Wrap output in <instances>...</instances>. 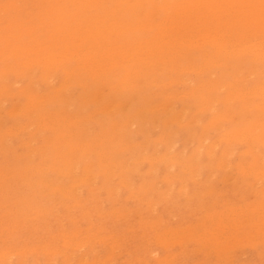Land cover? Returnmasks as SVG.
Wrapping results in <instances>:
<instances>
[{
  "label": "bare ground",
  "instance_id": "1",
  "mask_svg": "<svg viewBox=\"0 0 264 264\" xmlns=\"http://www.w3.org/2000/svg\"><path fill=\"white\" fill-rule=\"evenodd\" d=\"M9 1L10 0H8V5H10L11 7L13 6H17V4L19 5V3H17L18 2V0H17V2H15L14 0H12L14 3H9ZM25 1H27V0H25ZM41 1H43V0H40L39 2L41 3ZM45 1V0H44ZM107 1V0H106ZM109 1V0H108ZM5 2H7V0H5ZM11 2V1H10ZM23 1H21V3H22ZM32 2H33V0L31 1V3H30V5L32 4ZM47 4H48V10H47V12H44V13H42L41 12V14H40V17H38L39 18V24L38 25H40V27L41 26H45L46 28H48L49 29V27H53V29H54V31H53V33L51 34V32H50V36L48 37L47 36V38L48 39H46V41L44 40H41V41H43V42H41V41H39L38 40V38H39V36H35V35H37V34H35L34 35V33L36 32V30H37V28H36V30H35V28L34 27H31L33 24H32V22H29V25H30V23H31V26H29V25H27V26H29L27 29H24V28H26L27 26H25V24H24V22H23V27L24 28H21V27H18V28H16L17 27V24L18 25H20L21 23H22V21H19V22H21L20 24H19V22L17 21L16 22V24L14 25L15 26V28H12V25L11 26H8L7 24H8V22L7 23H5L6 25H7V27L9 28H12V30L14 29V30H16L15 31V33L13 34V35H11V33H9L8 32V30H7V32L8 33H6V31H5V33L6 34H4V33H0V62H3V61H7V60H10V59H15L14 60V62H15V64L13 65V66H11V64L9 65V66H11V68L10 69H12V68H14V70H20V72L19 73H21L22 74V70L23 71H25L24 69H32V67L34 66V67H36L37 69L39 68V70L41 69V71L44 73V74H42V75H46L45 73H47V75H49L50 73H48V72H51V71H53V70H60L62 73H63V75L65 76V78H64V80H66V81H68V80H70V79H73V80H75L77 83H79V85L81 84L83 87H85V93H86V96H84V102L85 103H88L90 106L92 105V104H95L97 107H96V109L95 110H92L93 112H91V113H87V115H84V114H82L81 112L83 111H81V110H79V111H76V112H73V111H69L68 110V108H69V106H68V103H66L65 104V102H64V99L65 98H63V95H64V93L63 92H66V91H63L64 89H66L65 88V86H63V85H61V88H59V89H52L53 91H49L48 93H43V91H41L43 94H40V93H38L37 91H35L34 89H33V87L32 86H30L29 87V85H27V86H25V87H22L21 89H20V87H19V91H18V95H19V97H20V99H22L21 101H23L22 102V106H18L19 105V103L18 102H16L17 101V99L15 98V93L14 94H10V93H12L11 92V90H10V93H9V90L7 91V90H3V91H6V92H4L3 94L4 95H6L7 96V94H5V93H8L9 94V96H14L13 97V99L15 98V103L17 104L18 103V105H16L15 103V105L17 106H15V105H13V106H15L16 107V109L14 110V107L13 108H11L10 107V109H8L10 112H11V110L13 109L14 110V112L15 111H18V112H21V116L23 115V117H24V119H25V121H24V124L22 123V124H19L18 123V125H17V127H13V128H10V126H8L9 127V129H6V131L5 130H3V128L1 129L2 130V132L3 133H1L0 134V141L3 143L4 142V140L3 139H5V141H6V138L7 137H9L10 135H15V136H18V135H20V134H23L24 132H27L28 134H29V137H30V139L32 140L33 139V137H34V134L35 133H40V135H41V133L42 132H48L49 134H50V136L48 137V138H45V136H43L44 138L41 140V143L40 144H42L41 146L40 145H33V146H31V148H32V150H31V153H32V155L33 154H36V153H39L38 155L40 156V160L36 163V164H34L33 162L31 163V164H23L22 166H23V168L22 169H19V170H17V172H15V173H19L20 171L23 173V175H20V174H18V175H20L21 176V179H23V180H25L26 179V184H28V185H33L34 186V184H33V182H32V180H31V178L33 177V176H36L37 178L35 179V180H37L36 182H34V183H36V185H38V186H43L44 184H46V188H48V189H50V193L48 194V196L50 195V194H54V193H56V192H58V193H60L62 196H64L63 198L65 199V196H72L71 194H73L74 192H75V188L77 187V185H79L80 183H82L83 181H84V184L83 185H85L87 182L86 181H88L90 178H92V176H91V169H93L94 167H95V165H96V167H97V171L100 173V172H102V171H104L105 169H104V162H105V160H107V159H109L111 156H110V152H112V150H114V148L113 147H121L122 148V146H123V144H124V136H123V130H124V128H125V126L128 128L129 127V125H130V123H129V125H128V123H127V125H125L124 126V124H123V122H122V124H120L118 121H117V115H119V110H121V108H123V106H124V104H127L126 102L124 103V101H122V100H120V99H118L117 97H116V95H117V92H127V91H129V92H134V91H137L138 89H140V87L141 86H144V83L145 84H147V81H149L148 83H153L154 84V82H157V72H156V70L154 69V68H152V66H154L155 64H160V68H162V69H164V70H168V71H171V72H175V74L177 75V73L178 74H180L181 72H183V71H186L187 70V68H189L190 66V63L188 64V66L189 67H187V68H185L183 65L181 66L180 64H178V57H181L182 55H183V57H184V55H187L185 58L186 59H188V56L190 55L189 53H191V54H193V51H199V52H201L202 51V53H201V57H203L204 59L202 60V62H200V63H202V67L204 68V66L206 67V68H209V67H221V65H227V62H230V61H233V62H235V64L232 66L231 64H230V66H232V72H231V77L229 78V77H226V76H223V75H225V74H223L222 76L224 77V78H212V75H211V77H210V79L212 78V80L209 82V83H203L202 81H201V83H200V85L199 84H197V86H195V89L194 90H191V89H193V88H191V89H189V91H190V94L191 93H194L200 100H201V103L200 104H203L204 106H201V107H204V112L205 111H207V109H208V106H209V100H211L212 98H213V96H214V94H216L218 91H222L223 93H224V95H225V93H226V95L225 96H227V98L228 99H230L231 101H233L234 102V100L236 99L239 103H241V107H239V109L241 108L242 110H249V112L250 111H256L257 113L259 112V114L261 113V112H264V78L261 76V74L263 73V71H264V0H112V2L113 3H115L114 5H112L111 4V7L110 6H108V7H103L102 6V1L101 0H46L45 1ZM59 2L61 3V4H59ZM105 2V1H104ZM17 3V4H16ZM28 3V2H27ZM35 3V2H34ZM0 4H2L1 2H0ZM23 4H25V3H23ZM45 4V3H44ZM4 5V4H3ZM3 5H1L0 6V8L1 7H3ZM5 5H6V3H5ZM38 5V4H37ZM150 5H152V8H153V10H152V8L151 9H149V7H150ZM7 6V5H6ZM9 6V7H10ZM26 7L27 5L25 4V5H23V7ZM35 6V5H34ZM43 6V5H42ZM44 6H46V4L44 5ZM105 6V5H104ZM12 7V8H13ZM40 7H41V5H40ZM7 8V7H6ZM22 8V7H21ZM20 8V9H21ZM141 8H143V9H141ZM10 9V8H9ZM8 9V10H9ZM4 10V9H3ZM3 10H2V12L1 13H3ZM14 10V8L11 10V11H13ZM32 10H33V8H32ZM38 11L40 10V9H37ZM20 11V10H19ZM18 11V12H19ZM25 11V10H24ZM14 12V11H13ZM21 12V11H20ZM26 12H31L30 11V9H29V11H26ZM6 13H7V11H6ZM22 13V12H21ZM25 13V12H24ZM36 14H37V12H35ZM34 13V14H35ZM18 13H17V11L15 10V15H17ZM33 14V15H34ZM9 15V14H8ZM14 15V14H13ZM21 15V14H20ZM39 15V14H38ZM37 15V16H38ZM6 16V15H5ZM11 16H12V14H11ZM14 17V16H13ZM20 17V16H19ZM25 17V16H24ZM23 17V18H24ZM30 17H32L31 15H30ZM5 18V17H4ZM18 17H16V19H17ZM0 19H1V17H0ZM6 19V18H5ZM10 19V18H9ZM9 19H6V20H9ZM14 19V18H13ZM15 19V20H16ZM33 19H34V17L31 19L32 21H33ZM14 20V21H15ZM22 20V19H21ZM28 20V19H27ZM26 20V21H27ZM11 21H12V19H11ZM14 21H12L11 22V24H13V22ZM23 21H25V19L23 20ZM28 22H27V24H28ZM34 22V21H33ZM1 23V22H0ZM38 23V22H37ZM36 24V23H35ZM2 25H4V23L2 24ZM1 25V26H2ZM6 25H4V26H6ZM4 26H2V28L4 27ZM21 26V25H20ZM33 26H37V25H33ZM5 29V28H4ZM41 29H42V27H41ZM1 30V29H0ZM10 30V29H9ZM43 31V30H42ZM25 33L26 34H28L29 35V39L27 40H25V37L23 38L22 36L23 35H25ZM40 34H42V33H40ZM140 34H142L143 36L141 37V38H138V35H140ZM22 35V36H21ZM38 35H39V33H38ZM46 35V34H45ZM49 35V34H48ZM17 37H19V38H17ZM20 37L22 38V39H24V41H25V43H24V41H23V43L21 44V41H20V44L16 41V40H19L20 39ZM45 38V37H44ZM43 39V38H42ZM193 57H194V55H193ZM191 58V57H190ZM202 59V58H201ZM180 60V59H179ZM188 62V61H187ZM233 62H231V63H233ZM8 63V62H7ZM6 63V64H7ZM194 63V62H193ZM4 65V67L0 70V73L1 74H5L6 72V70H7V68H9V67H7V65ZM9 64V63H8ZM196 64V63H195ZM199 65V64H198ZM229 65V64H228ZM227 65V66H228ZM244 65H247V66H250V67H248L249 69H248V71H247V73L250 75H247V76H249V77H253V78H255L256 79V83H257V81H258V83L252 88L251 87V89H247L246 88V85L245 84H243V82L245 81L244 79H247V77H246V75H244L245 76V78H242V77H244V76H242V70H241V68L244 66ZM30 66H32V67H30ZM191 66H192V64H191ZM201 66V65H200ZM193 67V66H192ZM198 67V66H197ZM229 67V66H228ZM21 68H22V70H21ZM155 68H157L156 66H155ZM35 69V68H34ZM34 69H32L33 70V72H32V74L34 73L35 74V70ZM161 69V70H162ZM194 69V68H193ZM199 69V68H198ZM197 69V70H198ZM211 70L213 69V68H210ZM209 69V72H211V70ZM229 69H230V67H229ZM159 70V69H158ZM190 70H192V68L190 69ZM196 70V69H195ZM194 70V71H195ZM202 70H204V69H202ZM231 70V69H230ZM241 70V71H240ZM13 71V70H12ZM29 71H31V70H29ZM29 71H27L28 73H29V75H25L24 73V75H25V77H23L22 75H19L20 77H22V79H25V78H27L26 76H28L29 77V79H30V77H32L31 76V72H29ZM163 71V70H162ZM161 71V72H162ZM206 71V70H205ZM213 71V70H212ZM196 72V71H195ZM199 74H200V76L202 75V72L200 71V69H199ZM197 72V73H198ZM201 72V73H200ZM9 73V72H8ZM27 73V74H28ZM170 73V72H169ZM184 73V72H183ZM186 73H187V71H186ZM205 73V72H204ZM226 73V72H225ZM246 73V72H245ZM18 74V73H17ZM34 74H33V76H34ZM51 74H53V73H51ZM50 74V75H51ZM175 74H174V76H175ZM188 74V73H187ZM187 74H185V75H187ZM199 74H198V77L200 78V76H199ZM210 74V73H209ZM228 74V73H227ZM226 74V75H227ZM15 75H16V73H15ZM197 75V74H196ZM9 76H10V78H11V74L9 73ZM166 76H167V74H166ZM214 76V75H213ZM1 77V76H0ZM3 77H6V75L5 76H3ZM40 77H41V75H40ZM43 77V76H42ZM47 77V76H46ZM51 77H53V76H51ZM51 77H47V78H45V76L43 77L45 80H47L48 78H49V81L51 80L50 78ZM226 77V78H225ZM7 78H8V74H7ZM18 78V77H17ZM55 77H53V79H54ZM178 78H179V76H178ZM182 78V77H181ZM1 79H2V77H1ZM0 79V81H2ZM190 79V78H189ZM188 79V80H189ZM201 79V78H200ZM231 79V80H230ZM7 80V79H6ZM18 80H19V78H18ZM55 80V79H54ZM180 80V79H179ZM244 80V81H243ZM3 81H5L4 79H3ZM16 79H15V83H16ZM31 81H33V86L35 85L34 84V80H31ZM43 80L41 79V82H42ZM71 81V80H70ZM151 81V82H150ZM170 81H172V80H170V78H169V81H167L168 83V85H169V83L171 84V82ZM178 81V80H177ZM177 81H173L174 83H176ZM208 81V80H207ZM247 81H249V80H247ZM18 82V81H17ZM53 82V81H52ZM159 82V81H158ZM165 82V81H164ZM163 82V83H164ZM181 82H185L186 83V81L184 80H181L180 81V83ZM4 83H7V82H4ZM3 83V84H4ZM15 83H13V85L15 84ZM20 83V82H19ZM19 83H17L18 85H19ZM31 83L32 82H30V85H31ZM36 83V82H35ZM46 83H50V85H51V82H46ZM66 83V84H65ZM163 83H161V81L159 82V83H156V85L158 86H160V87H165V84H163ZM247 83V82H246ZM2 84V85H3ZM8 84V83H7ZM11 84H12V82H11ZM16 84V85H17ZM37 84V83H36ZM63 84H65V85H67L68 84V82H64ZM69 84H71V83H69ZM68 84V85H69ZM178 84H179V82H178ZM191 84V83H190ZM10 85V84H9ZM8 85V86H9ZM49 85V84H48ZM53 85V84H52ZM78 85V84H77ZM89 85H92L93 86V88L92 87H88ZM168 85H166V86H168ZM191 85H193V82H192V84ZM7 86V85H6ZM6 86H4L5 88H6ZM36 86V85H35ZM34 86V87H35ZM39 85H37L36 86V89H37V87H38ZM60 86V85H59ZM151 86H153V85H151ZM190 86V85H189ZM1 87V86H0ZM17 87V86H16ZM32 87V88H31ZM67 87V86H66ZM146 87V86H145ZM155 87V86H154ZM191 87V86H190ZM189 87V88H190ZM10 88H12L11 87V85H10ZM18 88V87H17ZM16 88V89H17ZM40 90H41V88L40 87H38ZM55 88V87H54ZM57 88V87H56ZM87 88H88V90H87ZM153 88V87H152ZM167 88V87H166ZM168 88H169V86H168ZM2 89H4V88H2L1 87V89H0V92L2 93L3 91H2ZM51 89V88H50ZM106 90V91H105ZM141 90V89H140ZM39 91V90H38ZM48 91V90H47ZM167 91V90H166ZM166 91H165V93H166ZM184 91V90H183ZM175 92V91H174ZM182 92V91H181ZM185 92V91H184ZM167 93H168V91H167ZM177 93H179V92H177ZM176 93V94H177ZM187 93V92H186ZM185 93V94H186ZM222 93V94H223ZM175 93H174V95H176ZM188 95H186V96H189V97H192L193 96V94H191V96L189 95V93H187ZM3 95V96H4ZM114 95H115V97H114ZM143 95V94H142ZM171 95H173V94H171ZM174 95L173 96H169V97H171V99H172V97H173V99H175L176 98V96H175V98H174ZM181 95V94H180ZM182 95H183V92H182ZM194 95V96H195ZM0 96H1V94H0ZM5 96V97H6ZM64 96H66L67 97V95H64ZM70 96V95H69ZM68 96V97H69ZM122 96V95H121ZM160 96H162V95H160ZM185 95H183V97H184ZM185 96V97H186ZM216 96V95H215ZM214 96V97H215ZM225 96H224V98H225ZM135 98H136V96H134ZM168 97V98H169ZM179 98H180V96H178ZM177 97V98H178ZM182 97V96H181ZM184 97V98H185ZM197 97H194V98H197ZM163 98L165 99L166 97L165 96H163ZM217 98V96L215 97V99ZM219 98V97H218ZM227 98H225V99H227ZM1 99H3V100H5L6 98H1ZM12 99V100H13ZM20 99H18V100H20ZM68 99V98H67ZM69 99H71V98H69ZM69 99H68V101H69ZM220 99H222V98H220ZM257 99H259V102H257ZM134 100V99H133ZM177 100V99H176ZM216 100H218V99H216ZM216 100L214 101V102H216ZM230 100H228V103H230L231 104V102H229ZM128 101V100H127ZM161 101V100H160ZM169 101V100H168ZM212 101V100H211ZM221 101V100H220ZM225 101V100H224ZM12 102V101H11ZM72 102V101H71ZM70 102V103H71ZM162 102V101H161ZM167 102V101H166ZM166 102H164L163 104H166ZM213 102V103H214ZM0 103H3V101H0ZM69 103V104H70ZM197 103H199L198 102V100H197ZM217 103V102H216ZM215 103V104H216ZM225 103H226V101H225ZM12 104H13V102H12ZM60 105V106H58V107H54V105ZM156 104V103H155ZM154 104V105H155ZM160 104L161 103H159V105H158V107H160V108H162L161 106H160ZM163 104H161V105H163ZM169 104V103H168ZM215 104H212V106L213 105H215ZM219 104V103H218ZM129 104H127V106H128ZM153 104L151 105V106H154ZM175 105V104H174ZM185 105V104H184ZM197 105V104H196ZM225 105V104H224ZM168 106V105H167ZM217 106V105H216ZM215 106V107H216ZM227 106H229V104L227 105ZM19 107V108H18ZM72 107V106H71ZM70 107V108H71ZM165 107H166V105H165ZM164 107V108H165ZM200 106H199V108H201ZM225 107V106H224ZM230 107V106H229ZM228 107V108H229ZM0 108H2L1 106H0ZM73 108V107H72ZM81 108V107H80ZM144 108V107H143ZM149 108H150V106H149ZM148 108V109H149ZM154 108V107H153ZM155 108H157V106L155 107ZM194 108V107H193ZM214 107H211L210 106V109H209V111L211 110V109H213ZM228 108H225L226 110H228ZM3 109V108H2ZM84 109V108H83ZM124 109V108H123ZM122 109V110H123ZM144 109H147V108H144ZM198 109V108H197ZM237 109V108H236ZM240 109V110H241ZM7 110V112H9ZM72 110V109H71ZM140 110V109H139ZM141 110H143V109H141ZM156 110V109H155ZM154 109H153V112L155 111ZM169 109H167V111H168ZM174 110V109H173ZM173 110H169L170 112L171 111H173ZM184 110V109H183ZM225 110V111H226ZM231 110V109H230ZM230 110H228V111H230ZM241 110V112H243ZM124 111V110H123ZM138 111V109L136 110V112ZM150 111H152L151 109H150ZM186 111L187 110H184V113H186ZM191 111V110H190ZM198 111V110H197ZM212 111H214V110H211L210 112H211V114H213L212 113ZM227 111V112H228ZM5 112V111H4ZM17 112V113H18ZM88 112H90V111H88ZM135 112V113H136ZM139 112V111H138ZM138 112H137V115H138ZM169 112V113H170ZM174 112V111H173ZM179 112H180V114H179ZM179 112H178V116H176V117H179L180 118V116H181V113H183V112H181L180 110H179ZM201 112V111H200ZM204 112H202V114L204 113ZM231 112H233V111H230V113ZM240 112V113H241ZM3 113V112H2ZM6 113V112H5ZM11 113H13V111L11 112ZM16 113V114H17ZM158 113V112H157ZM165 113V112H164ZM196 113V112H195ZM195 113H193V114H195ZM214 113H215V111H214ZM218 112H216L215 114H217ZM220 113H222V112H220ZM220 113H218L219 114V116L218 115H213V116H216V118H217V116L218 117H220V116H222V114L224 115V113H222L221 115H220ZM16 114H14V115H16ZM205 114H206V112H205ZM227 114H229V112L227 113ZM227 114H225L224 116H228ZM234 114H235V112H234ZM244 114V113H243ZM245 114H246V112H245ZM0 115H1V113H0ZM11 114L9 113V116H10ZM18 115H20L19 113H18ZM100 115H102V116H111V118H110V122L108 121V122H106V123H103V122H101V124H100V130H97V131H95V132H93V131H90V130H87V128L85 127L86 125L84 124V123H89V122H91V121H98L99 120V116ZM170 115H171V113H170ZM204 115V114H203ZM230 116L232 115V114H229ZM241 115V114H240ZM262 115V114H261ZM8 116V115H7ZM17 116V115H16ZM139 116V115H138ZM174 116V115H173ZM184 116V115H183ZM182 116V117H183ZM200 116V115H199ZM222 117V118H224V119H226L225 117ZM232 116H234V115H232ZM247 116H248V114H247ZM15 117V116H14ZM13 116H12V118H14ZM175 117V116H174ZM175 117V119H179V118H176ZM196 117L197 116H195V120H193L192 122L194 123V121H196ZM209 117H212V116H209ZM238 117V116H237ZM242 117V116H241ZM249 117V116H248ZM257 117L259 118V116H256L255 115V118L254 119H252V120H248V122H246L242 127H235L236 129H234V130H232L233 128H231V131H227V133L225 132V137H224V135H223V137L225 138V139H227V141L229 140V139H232V140H234V141H232V140H229L230 142H236L237 140L239 141V139L238 138H244L245 140H246V138H248V139H252V141H255V142H257V143H259L260 144V146H261V144H263L264 145V122H262V121H264V120H262L261 121V123H260V121H259V119H257ZM184 118V117H183ZM182 118V119H183ZM215 118V120H213V121H216L217 119H219V118H217L216 119ZM233 119V117L232 118H230L229 116L227 117V119ZM244 118V117H243ZM242 118V119H243ZM246 118V117H245ZM3 119V118H2ZM139 119H141V118H139ZM181 119V120H182ZM192 119H194V118H192ZM191 119V120H192ZM224 119H222V120H224ZM227 119H226V121H227ZM248 119V118H247ZM261 119V118H260ZM107 120H109V118H107ZM106 120V121H107ZM126 120H128V119H126ZM142 120H143V118H142ZM149 120V119H148ZM152 120H154V119H152ZM156 120V119H155ZM221 120V121H222ZM237 120V119H236ZM238 120H239V118H238ZM241 120V119H240ZM244 120V119H243ZM15 121V120H14ZM13 121V122H14ZM96 121V122H97ZM101 121H102V119H101ZM130 121V120H129ZM129 121H127V122H129ZM144 121H146L145 119H144ZM158 121V120H157ZM190 121V120H189ZM197 121H198V118H197ZM200 121V120H199ZM208 121H210V119L208 118ZM207 121V122H208ZM212 121V122H213ZM246 121V120H245ZM19 122V121H18ZM100 121H98V123H99ZM126 122V121H125ZM141 122H143V121H141ZM158 122H160V121H158ZM168 122V121H167ZM187 122V121H186ZM207 122H205L206 123V125L209 123H207ZM217 122H220V120H218V121H216V123ZM229 122H230V120H229ZM5 123H6V120H5ZM5 123L3 124V125H5ZM144 123H146V122H144ZM156 123V122H155ZM161 123V122H160ZM165 123V122H164ZM171 123H173V121L171 122ZM183 123V122H182ZM188 123H190V122H188ZM188 123L186 124L185 123V121H184V124H186V125H188ZM211 123V122H210ZM209 123V124H210ZM214 123V122H213ZM216 123L214 124L216 127H220L221 125H216ZM236 123V122H235ZM197 125V123L195 122L194 123V125ZM203 124H204V122H203ZM202 124V125H203ZM209 124H208V127H209ZM218 124V123H217ZM3 125H1V121H0V128L3 126ZM10 125V124H9ZM13 125V124H12ZM91 125V124H90ZM89 125V126H90ZM142 125H144L143 123H142ZM147 125V124H146ZM156 125V124H155ZM166 125H167V123H166ZM190 125H191V123H190ZM193 125V126H194ZM195 125V126H196ZM205 125V124H204ZM210 125H212V128L211 129H214L213 128V124H210ZM233 125V124H232ZM6 126V127H7ZM132 126H134V125H132ZM178 126H180V125H178ZM182 126V125H181ZM184 126V125H183ZM5 127V128H6ZM155 127V126H154ZM156 127H157V125H156ZM211 127V126H210ZM209 127V128H210ZM218 127V128H219ZM4 128V129H5ZM16 128V129H15ZM145 128V127H144ZM144 128H142L143 130H144ZM180 128V127H179ZM222 128H223V126H222ZM221 128V129H222ZM130 129V128H129ZM128 129V130H129ZM141 129V130H142ZM155 130H156V128H154ZM165 129V128H164ZM168 129V128H167ZM174 129V128H173ZM200 129V128H199ZM205 128L203 127V129L202 130H204ZM211 129H208L210 132H211ZM228 129H230V128H228ZM15 130V131H14ZM30 130H33V132H28V131H30ZM127 130V131H128ZM166 130V129H165ZM206 130H207V126H206V129H205V132H206ZM217 130H220V129H217ZM227 130V129H226ZM125 131V130H124ZM130 131V130H129ZM138 131V130H137ZM178 131V130H177ZM195 131V130H194ZM193 131V132H194ZM213 131V130H212ZM214 131H216V130H214ZM213 131V132H214ZM15 134H14V133ZM168 132H169V130H168ZM178 132H180V131H178ZM189 132V131H188ZM204 132V133H205ZM223 132H224V130H223ZM13 133V134H12ZM150 133V132H149ZM207 133H209V132H207ZM206 133V134H207ZM145 134H147L148 135V133H146L145 132ZM163 134H165V132L163 133ZM167 134V133H166ZM176 134V136H177V133H175ZM179 134V133H178ZM202 134V133H201ZM210 134V133H209ZM221 134V133H220ZM43 135V134H42ZM147 135H145V136H147ZM208 135V134H207ZM207 135H205L206 136V138H207ZM218 135V134H217ZM6 136V137H5ZM37 136H38V134H37ZM36 136V137H37ZM157 136H158V134H157ZM166 136V135H165ZM164 136V138L163 139H166L167 138V136H169V134L165 137ZM171 136V135H170ZM174 136V135H173ZM201 136H202V138L204 139V135L202 134V135H200V137L199 138H201ZM5 137V138H4ZM219 137V136H218ZM222 137V139H223V141H224V138ZM16 138H18V137H16ZM28 138V137H27ZM42 138V137H41ZM40 138V139H41ZM129 138H130V136H129ZM135 138V137H134ZM149 138V137H148ZM199 138H198V140H199ZM202 138H201V142L202 143H204L203 141H202ZM234 138H237V139H234ZM29 139V138H28ZM178 139V138H177ZM10 140H11V138H10ZM125 140H127V137H126V139ZM128 140H130V139H128ZM127 140V141H128ZM146 140V139H145ZM190 140V139H189ZM191 140H192V138H191ZM207 140V139H206ZM212 140V139H211ZM211 140H210V142H211ZM215 140V139H214ZM213 140V141H214ZM217 140V139H216ZM215 140V141H216ZM219 140H221V139H219ZM242 140V139H241ZM9 141V140H8ZM28 141H30V140H28ZM157 141L158 140H156V143H157ZM161 139H160V143H161ZM167 141V140H166ZM197 141V140H196ZM214 141V142H215ZM222 141V140H221ZM249 141V140H248ZM252 141H250V142H252ZM0 142V143H1ZM10 142V141H9ZM31 142V141H30ZM145 142V141H144ZM163 142V141H162ZM169 143H167L166 142V144L168 145V144H170V142H172V140H170V141H168ZM174 142V144H175V141H173ZM177 143H178V141H176ZM189 142H192V141H189ZM206 142V141H205ZM210 142H209V144H210ZM214 142H211L212 144H214ZM216 142H218V141H216ZM242 142V141H241ZM250 142H248L249 144H250ZM4 143H8V142H4ZM35 143V142H34ZM125 143H126V141H125ZM147 143V142H146ZM177 143H176V145H177ZM199 143V142H198ZM202 143H200L199 144V146H202L201 144ZM227 143H229V142H227ZM233 143V144H234ZM243 143V142H242ZM10 143H8L7 145H9ZM24 144V143H23ZM140 144V143H139ZM158 144V143H157ZM173 143H171V145H172ZM187 144V143H186ZM205 144V143H204ZM211 144V145H212ZM216 144V143H215ZM222 144V143H221ZM220 144V145H221ZM230 144V143H229ZM228 144V145H229ZM241 144V143H240ZM248 144V145H249ZM11 145V144H10ZM25 145H27V144H25ZM128 146H130L129 145V143L127 144ZM132 145H134L135 146V143L134 144H132ZM132 145H131V148H132ZM145 145V144H144ZM147 145V144H146ZM189 145V144H188ZM223 145V144H222ZM247 145V146H248ZM251 145V144H250ZM3 146V145H2ZM16 146H18V145H15V147ZM126 146V145H125ZM123 146L124 147V149L125 148H127V149H129V147L128 146ZM140 146V145H139ZM157 146H159V144L157 145ZM156 146V147H157ZM170 146V145H169ZM172 146H174V145H172ZM171 146V147H172ZM215 146V145H214ZM224 146V145H223ZM226 146V145H225ZM254 146V145H253ZM11 147V146H10ZM28 147V146H27ZM144 147V146H143ZM155 147V148H156ZM168 147V146H167ZM170 147V150L172 149ZM175 147V146H174ZM173 147V148H174ZM196 148V150L195 151H198V147L197 146H195ZM218 147V146H217ZM216 147V148H217ZM222 147V146H221ZM229 147V146H228ZM264 147V146H263ZM14 148V147H13ZM30 148V147H29ZM30 148V149H31ZM111 148H113L112 150H111ZM134 148V147H133ZM157 148H159V147H157ZM169 148V147H168ZM167 148V149H168ZM184 148V147H183ZM186 148H187V146H186ZM198 148V149H197ZM201 148V147H200ZM206 147H204V149H205ZM211 148H212V146H211ZM223 148V147H222ZM225 148L226 147H224L223 148V150L224 151H228L229 152V148H226L227 150H225ZM252 148V147H251ZM16 149H18V148H16ZM118 149V148H117ZM116 149V150H117ZM207 149H208V145H207ZM231 149V148H230ZM248 149H249V147H248ZM257 149V148H256ZM256 149H254V150H256ZM111 150V151H110ZM119 150V152H120V150L121 149H118ZM129 150H131V149H129ZM170 150H167L168 152L170 151ZM173 150V149H172ZM183 150V149H182ZM213 150H215V147H214V149ZM222 150V151H223ZM243 150V149H242ZM253 150V149H252ZM253 150V151H254ZM3 151V150H2ZM1 150H0V152H2ZM21 151V150H20ZM28 151H30V150H28ZM123 151V150H122ZM131 151H133V150H131ZM130 151V152H131ZM145 151V149H143V152ZM156 151V149L154 150V152ZM183 151H185V150H183ZM211 152H212V149L210 150ZM220 151H221V149H220ZM221 151V152H222ZM232 151V150H231ZM234 151V150H233ZM232 151V152H233ZM248 151V150H247ZM10 152H11V150H10ZM17 152V151H16ZM141 152V151H140ZM143 152H141V153H143ZM146 152V151H145ZM211 152H210V155H211ZM213 152H215V151H213ZM220 152V153H221ZM249 152V151H248ZM247 152V153H248ZM251 152V151H250ZM250 152L248 153V154H250ZM255 152V151H254ZM258 152V151H257ZM3 153H4V151H3ZM29 153V152H28ZM28 153H26L27 155H28ZM30 153V154H31ZM113 153V152H112ZM167 152L165 151L164 152V154L162 153V156L164 155L165 156V154H166ZM172 153L173 152H171V156H172ZM184 153V152H183ZM199 153V152H198ZM206 153H207V150H206ZM225 153V152H224ZM224 153L222 152L221 154H223V156H227V163H229V166H230V162H229V158H230V156L231 155H233V153H231L230 155H227V154H225L224 155ZM153 154V153H152ZM155 154V153H154ZM178 154H182V153H180V151H179V153ZM208 154H209V152H208ZM214 154V153H213ZM246 154V152L244 153V155ZM251 154H253V153H251ZM255 154L256 153H254L253 155L255 156ZM258 154V153H257ZM256 154V158L258 159L259 158V156L261 155V154H259V156ZM15 155V154H14ZM117 155V154H116ZM120 155V154H119ZM187 155H188V153H187ZM194 155L196 156L197 154H193V156L191 155V157H194ZM198 155H200V154H198ZM197 155V156H198ZM205 155V154H204ZM13 156V155H12ZM18 156H20L19 154L17 155V158H18ZM31 156V155H30ZM115 156V155H114ZM148 156V155H147ZM153 156V155H152ZM152 156H150V157H152ZM168 157H170L169 155H167ZM197 156H196V158H197ZM213 155H211V159H213L214 157H212ZM222 156V155H221ZM221 157L222 159H220V160H224L223 162H225L226 163V158L225 159H223L224 157ZM249 156V155H248ZM254 156H253V159H254ZM117 157H118V155H117ZM139 157V156H138ZM141 157V156H140ZM145 157V156H144ZM143 157V158H144ZM154 157V156H153ZM158 157H160V158H162L161 156H158ZM166 157V156H165ZM187 157H189V156H187ZM186 157V158H187ZM232 157V156H231ZM245 157V156H244ZM33 158V157H32ZM114 158V157H113ZM142 158V159H143ZM147 158H149V157H147ZM147 158H144V159H146V161H148V159ZM159 158V160H157V161H159V163H157L156 165H160L161 163L160 162H162L163 160L162 159H160ZM175 162H171V163H178L177 162V160L179 159L180 160V157H171ZM220 158V157H219ZM255 158V159H256ZM131 159V158H130ZM142 159H141V161H142ZM156 159H158V158H156ZM169 160H170V158H168ZM188 159V158H187ZM186 159V160H187ZM190 159V158H189ZM193 158H191V160H192ZM199 159V158H198ZM244 158H242V160H243ZM4 160V159H3ZM46 160H49L48 161V163H46V164H48V165H46V166H43L44 165V163H45V161ZM114 160V159H113ZM118 160V159H117ZM129 160V159H128ZM150 160V162H153V165H155L154 164V159H152V161H151V159H149ZM162 160V161H161ZM165 160V159H164ZM172 160V161H173ZM242 160H241V162H242ZM252 160V159H251ZM259 160V159H258ZM257 160V161H258ZM260 160H261V158H260ZM14 161V160H13ZM29 161V160H28ZM27 161V162H28ZM125 161V160H124ZM124 161H122V162H124ZM127 161V160H126ZM133 161V160H132ZM135 161H137V160H135ZM144 161V160H143ZM181 161H182V159H181ZM180 161V162H181ZM194 161V160H193ZM238 161H240V160H238ZM246 161V160H245ZM245 161H243V162H245ZM256 161V162H257ZM107 162V161H106ZM113 162V161H112ZM139 162H140V160H139ZM149 162V163H150ZM179 162V163H180ZM186 162V161H185ZM185 162H182V163H185ZM220 162V161H219ZM222 162V163H223ZM237 162V161H236ZM241 162H240V164H241ZM242 162V165L244 164ZM12 163V162H11ZM108 164H109V162H107ZM114 163V162H113ZM115 163L117 164V162H116V160H115ZM115 163H114V166H115ZM140 163H142V162H140ZM188 163V162H187ZM187 163H186V165H187ZM193 163V162H192ZM208 163V165H210L209 164V162H207ZM217 163H218V161H217ZM217 163H216V165H217ZM238 163V162H237ZM236 163V164H237ZM246 163V162H245ZM248 163V162H247ZM252 163V161H250L248 164H251ZM262 163V160H261V162H260V164ZM3 164V163H2ZM2 164H1V166H2ZM80 164H82L83 165V167L81 166V168L83 169V173H84V175H83V177L82 178H80V179H78V178H76V175H75V171H76V169L78 168V166L80 165ZM118 164H119V162H118ZM135 164H138V163H136L135 162ZM148 164V163H147ZM164 164H166L165 162H164ZM189 165L187 166V167H189V166H191L192 167V164L190 165V163H188ZM194 165H195V161H194V163H193ZM219 164V163H218ZM221 164V163H220ZM219 164V165H220ZM224 164V163H223ZM221 164L222 166H221V168L222 167H224V165H226V164ZM232 164V163H231ZM260 164H257L258 166L260 165ZM8 165H10V163L8 164ZM111 165H113V164H111V162H110V168H111ZM119 165H121V164H119ZM118 165V166H119ZM122 165H123V163H122ZM149 165H151V164H149ZM155 165V166H156ZM167 165H169V163L167 164ZM172 165V164H171ZM174 165V164H173ZM185 164H184V167L186 166ZM193 165V166H194ZM205 165H206V163H205ZM207 165V166H208ZM219 165H217V166H219ZM238 165V164H237ZM255 160H254V162L250 165V167H255L256 168V166L257 165H255ZM262 165H263V163H262ZM261 165V166H262ZM0 166V189L2 188V183H3V185H4V182H7V181H5L6 180V178H7V174L6 173H9L8 171H6V173H4V171H2V169L4 168L5 169V166L2 168ZM15 166V165H14ZM117 166V165H116ZM154 166V167H155ZM165 166V165H164ZM199 166V164L198 165H196L195 167H198ZM203 166V165H202ZM228 166V165H227ZM228 166V167H229ZM234 166H236V165H234ZM8 167V166H7ZM121 167V166H120ZM137 167H139V166H137ZM135 168V169H138V168ZM153 167V166H152ZM153 167V168H154ZM158 167V166H157ZM172 168H173V166H171ZM170 167V168H171ZM200 167V166H199ZM198 167V170H200L202 167H200L199 168ZM210 167H212V166H210ZM226 167V166H225ZM264 167V166H263ZM108 168V167H107ZM122 168H123V166H122ZM150 167H148L147 169H149ZM153 168H151V172H149L148 170H147V172H149L150 174L152 173V169ZM167 168V167H166ZM181 168V167H180ZM186 168V167H185ZM193 168V167H192ZM235 168V167H234ZM240 168V167H239ZM260 168V167H259ZM9 169V168H8ZM7 168H6V170H8ZM12 169V168H11ZM157 169V168H156ZM155 169V170H156ZM182 169V168H181ZM205 169V168H204ZM215 169H216V167H215ZM218 169V168H217ZM225 170H227V168H224ZM232 169V168H231ZM231 169H228V171H232ZM244 169V168H243ZM252 169V168H251ZM256 169H258V167L256 168ZM13 170V169H12ZM48 171V170H57L58 172H59V175H61L62 177H65V178H67L68 180H69V182H70V185L68 186V188H66V187H63V185L62 186H60L58 183L56 184H53L51 181H48V180H45V176L44 175H42V174H44L45 173V171ZM109 170V169H108ZM112 170V169H111ZM111 170L108 172V175L110 176V172H111ZM126 170V169H125ZM128 170H129V168H128ZM132 170V169H131ZM158 170V169H157ZM193 170V169H192ZM202 170V169H201ZM211 170V169H210ZM234 170V169H233ZM259 170V169H258ZM112 171H114V170H112ZM120 171H122V170H120ZM133 171V170H132ZM167 171V170H166ZM170 171V170H169ZM172 171H173V169H172ZM189 171H191V170H189ZM256 171V170H255ZM262 171H264V169L262 168ZM10 172H11V170H10ZM131 172V171H130ZM155 172V171H154ZM187 172V171H186ZM192 172H194V170L192 171ZM191 172V173H192ZM211 172H212V170H211ZM227 172V171H226ZM225 172V173H226ZM233 172V171H232ZM240 172V171H239ZM242 172V171H241ZM244 172H247L246 171V168L244 169ZM251 172H252V170H251ZM254 172V171H253ZM12 174H13V172H11ZM94 173V172H93ZM103 173H105V172H103ZM102 173V174H103ZM132 173V172H131ZM157 173V172H156ZM170 173L171 172H169V176L168 177H170ZM180 173H182V172H180ZM185 173V172H184ZM195 173V172H194ZM217 172H215V170H214V173L212 172V175L214 174H216ZM29 174V175H28ZM142 174H143V172H142ZM142 174H139L138 173V175H141L142 176ZM144 174H146L145 173V171H144ZM167 174L168 173H165L164 175H166L167 176ZM172 174V173H171ZM174 174V173H173ZM190 174V173H189ZM196 174V175H195ZM194 174V176H196V178L194 177V176H192V178H195V179H197V171H196V173ZM209 174H211V173H209ZM228 174V173H227ZM226 174V175H227ZM246 174V173H245ZM247 174H249V173H247ZM258 174H261V175H259V176H262V174L264 175V173H258ZM11 175V174H10ZM9 175V176H10ZM17 175V176H18ZM98 175V174H97ZM112 175V174H111ZM152 175V174H151ZM191 175V174H190ZM242 175H243V173H242ZM241 175V176H242ZM13 176H15V175H13ZM91 176V177H90ZM103 176V175H102ZM108 176V177H109ZM125 176H126V174H125ZM154 176V175H153ZM163 176V175H162ZM161 176V177H162ZM173 178H174V176L173 175H171ZM178 176V175H177ZM224 177H225V175H223ZM244 176V178H245V175H243ZM19 177V176H18ZM111 177V176H110ZM123 177H124V175L121 177V180L123 179ZM155 177H157V176H155ZM160 177V179H162ZM172 177H170V178H172ZM179 177H181V176H179ZM178 177V178H179ZM187 177V176H186ZM215 177V176H214ZM227 177H229V175L227 176ZM239 177V176H238ZM247 177V176H246ZM15 178V177H14ZM13 178V179H14ZM50 178V177H49ZM111 178H114V176L113 177H111ZM142 178V177H141ZM181 178H183V177H181ZM181 178H180V180H181ZM200 178V177H199ZM232 177H230V179H231ZM262 178V177H261ZM39 179V180H38ZM46 179H48V178H46ZM61 179V178H60ZM108 178L106 177V181H108L107 180ZM126 179V178H125ZM127 179H128V177H127ZM152 179V178H151ZM156 179V178H155ZM158 179V178H157ZM165 179V178H164ZM168 179V178H167ZM177 179V178H176ZM175 179V180H176ZM210 179H212V178H209L208 179V181H211ZM219 179V178H218ZM224 179V178H223ZM222 179V180H223ZM17 180V179H16ZM58 180V179H57ZM95 181L96 180V178H94V179H92V181ZM110 180V179H109ZM143 181H144V179H142ZM174 180V181H175ZM179 180V181H180ZM191 180V179H190ZM193 181H195L194 179H192ZM197 180H199V179H197ZM206 180V179H205ZM220 180V179H219ZM225 180H226V177H225ZM228 180H229V178H228ZM234 180H237V179H234V177H233V182H234ZM263 181H264V179H262ZM9 181V180H8ZM13 181V183H15V182H17V181H15V179L14 180H12ZM125 181V180H124ZM156 181H159V179L158 180H156ZM155 181V182H156ZM168 181L169 182H167V183H174V182H172V179L171 180H169L168 179ZM182 182H184L183 181V179L181 180ZM230 181V183H231V180H229ZM228 181V182H229ZM253 181H257V180H253ZM253 181H252V183H253ZM262 181V182H263ZM58 182V181H57ZM89 182V181H88ZM96 182V181H95ZM111 182V181H110ZM145 182H147V181H145ZM145 182H143V183H145ZM149 183H150V179H149V181H148ZM152 182V181H151ZM182 182H180V187H182V185H185V183H183V184H181ZM186 182V181H185ZM198 182H200V181H198ZM246 182H247V180H246ZM44 183V184H43ZM92 183V182H91ZM116 183V182H115ZM133 183V181L131 180V184ZM148 183V184H149ZM196 183H197V181H196ZM195 183V184H196ZM207 183H209V182H207ZM207 183H203V184H206V186H208L207 185ZM227 183V182H226ZM241 183H242V181H241ZM260 183V182H259ZM7 184H8V182H7ZM7 184H5L6 186H7ZM43 184V185H42ZM69 184V183H68ZM108 184V183H107ZM128 184V183H127ZM147 184V183H146ZM199 184H202V182L201 183H199ZM234 184V183H233ZM236 184H239L240 185V183H236ZM245 184V183H244ZM251 184V183H250ZM263 184V183H262ZM22 185V184H21ZM20 185V186H21ZM82 185V187H84ZM90 185V184H89ZM128 185H130V184H128ZM139 185H141V184H139ZM154 185V184H153ZM158 185V184H157ZM168 186L170 185V184H167ZM173 185H175V184H173ZM173 185H170V186H173ZM197 185H198V183H197ZM196 185V186H197ZM255 185V184H254ZM257 185V184H256ZM264 185V184H263ZM6 186H4V187H6ZM14 186H16V185H14ZM33 186L31 187V190H32V188H33ZM96 185L94 184V187H95ZM108 186H109V184H108ZM120 186V185H119ZM123 186V185H122ZM142 186V185H141ZM169 186V187H170ZM204 186V185H203ZM218 186V185H217ZM216 186V187H217ZM258 186H260V184L258 185ZM8 187V186H7ZM91 187V186H90ZM89 187V188H90ZM93 187V186H92ZM126 187V186H125ZM132 187V186H131ZM149 187V185L147 186V190L146 191H148V189H150V191H151V188H148ZM154 187V186H153ZM157 188H158V186H156ZM156 187H155V189H156ZM168 187V188H169ZM180 187H178L179 189H180ZM193 187H195V186H193ZM209 187V186H208ZM214 187V186H213ZM236 187V186H235ZM239 187V186H238ZM261 187H263V186H261ZM15 188H17L18 189V186H16ZM14 188V189H15ZM28 188H30V187H28ZM86 188V187H85ZM96 188V187H95ZM94 188V189H95ZM102 187H99L98 188V190H100ZM129 188V187H128ZM139 188V187H138ZM145 188V187H144ZM178 188L176 189L177 191H178ZM210 188V187H209ZM209 188H208V191H209ZM253 188V187H252ZM255 188V187H254ZM14 189L12 188V190L14 191ZM41 189V188H40ZM91 189V188H90ZM127 189V188H126ZM170 189V188H169ZM227 189V188H226ZM225 189V190H226ZM244 189V188H243ZM7 190V189H6ZM42 190V189H41ZM73 190H74V192H73ZM87 190H89V189H87ZM97 190V189H96ZM103 190V189H102ZM133 190V189H132ZM132 190H129V194L131 193L130 191H132ZM138 190H141V189H138ZM142 190H144L143 188H142ZM156 190H158V189H156ZM165 190V189H164ZM170 190H172V188L170 189ZM185 190V189H184ZM211 190V189H210ZM237 190H239V189H236L235 191H237ZM245 190V189H244ZM2 191H3V189H2ZM17 191V190H16ZM18 191H19V189H18ZM17 191V192H18ZM81 191V190H80ZM90 191V190H89ZM92 191H93V189H92ZM92 191H90V193H92ZM112 191V190H111ZM137 190H135V192H136ZM145 191V190H144ZM154 191V190H153ZM153 191H151V193L153 192ZM206 191V190H205ZM222 192H223V190H221ZM221 191H220V193H219V191H218V193L219 194H221ZM232 191H233V189H232ZM251 191V190H250ZM253 191V190H252ZM12 192V191H11ZM40 192V191H39ZM42 192V191H41ZM88 192V191H87ZM110 192V191H109ZM140 192V191H139ZM165 191H163V193H164ZM166 192H170V191H166ZM181 192V191H180ZM187 192V191H186ZM202 192V191H201ZM201 192H199V193H201ZM14 193H16L15 191H14ZM21 193V192H20ZM43 193V192H42ZM41 193V194H42ZM81 193V192H80ZM133 193V192H132ZM131 193V194H132ZM137 193V192H136ZM141 193V192H140ZM148 194H150L149 192H147ZM147 193H146V195H147ZM162 193V192H161ZM162 193V194H163ZM182 194H183V191L181 192ZM199 193H197L196 195H198ZM210 193H211V191H210ZM209 193V194H210ZM216 193H217V191H216ZM235 193H237V192H235ZM234 193V194H235ZM251 194H252V192H250ZM0 194H1V191H0ZM16 194H18V193H16ZM22 194V193H21ZM45 194V193H44ZM47 194V193H46ZM129 194H128V196H129ZM130 194V195H131ZM166 194H168V193H166ZM165 194V195H166ZM225 195H226V191H225V193H224ZM250 194V195H251ZM3 195H7V194H3ZM11 195L12 196H15V195H13V193H11ZM18 195H20V194H18ZM29 195V198H27L26 196L27 195H25V197L24 196H22V199L21 200H23V201H21V200H19L18 198H16L17 196H15V198L19 201V202H24L22 205H25V203L28 201V199H30L31 197L32 198H34L33 197V195H31L30 193L28 194ZM80 194L78 193V196H79ZM90 195V194H89ZM112 194H110L109 195V198H110V196H111ZM136 195H138V194H136ZM144 195V194H143ZM152 195V194H151ZM195 195V196H196ZM200 195V194H199ZM204 195V194H203ZM221 195H223V193L221 194ZM238 195V197H240L239 195H241V194H237ZM247 195H248V193H247ZM249 195V196H250ZM253 195H254V191H253ZM0 196H2V194L0 195ZM8 197H11V196H9V195H7ZM31 196V197H30ZM41 197H42V195H40ZM81 196V195H80ZM79 196V197H80ZM92 196V198H93V195H91ZM108 196V195H107ZM113 196V195H112ZM111 196V197H112ZM127 196V197H128ZM183 196V195H182ZM201 196H202V194H201ZM200 196V197H201ZM224 196V195H223ZM255 196V195H254ZM264 196V195H263ZM50 197H51V195H50ZM76 197H77V195H76ZM79 197H77V199H75V197L73 198V199H75L76 201L75 202H77V200L79 199ZM116 197H117V195H116ZM126 196H124V198H127ZM141 197V196H140ZM143 197H145V196H143ZM149 197H150V195H149ZM149 197L147 198V196L145 197V199L144 200H148L149 199ZM199 197V196H198ZM225 197V196H224ZM224 197H222L223 198V200H225L224 199ZM236 197V196H235ZM21 198V197H20ZM42 198H45V197H42ZM67 198H69V197H67ZM82 198V197H81ZM80 198V199H81ZM108 198V197H107ZM118 199H119V197H117ZM116 198V199H117ZM123 198V199H124ZM134 198V197H133ZM133 198H130V199H133ZM147 198V199H146ZM151 198V197H150ZM164 198V197H163ZM166 198L168 199L169 197H167L166 196ZM183 198V197H182ZM207 198H208V196H207ZM221 198V197H220ZM221 198V199H222ZM241 198V197H240ZM263 198V197H262ZM5 199V196H3V198H2V202H5L6 200H4ZM14 198H12V200H13ZM15 199V200H16ZM39 199H41V198H39ZM46 199V198H45ZM86 199V198H85ZM89 199H91V198H89ZM111 199V198H110ZM114 199V198H113ZM129 199V198H128ZM129 199V200H130ZM177 199V198H176ZM176 199H174V202L176 203ZM179 199V198H178ZM177 199V200H178ZM186 199H188V197L186 198ZM189 199H190V197H189ZM215 199V198H214ZM217 199V198H216ZM243 199V198H242ZM241 199V200H242ZM245 199V198H244ZM255 199V198H254ZM1 200V199H0ZM12 200L10 201V199H9V201L10 202H12ZM15 200H14V202H15ZM34 200V199H33ZM33 200H32V203H33ZM36 200L37 199H35V201H34V203L36 202ZM42 200V199H41ZM66 200V199H65ZM65 200H64V202H65ZM82 200V199H81ZM88 200V199H87ZM94 200V199H93ZM115 200V199H114ZM113 200V201H114ZM127 200V199H126ZM152 200V199H151ZM162 200V199H161ZM213 200V199H212ZM226 200H229V198H227ZM262 200V203H263V199H261ZM260 199L258 200V201H261ZM78 201H80V200H78ZM84 201V200H83ZM102 201V200H101ZM113 201H111V203L113 202ZM149 201V200H148ZM148 201H147V203H148ZM153 201V200H152ZM163 201H164V199H163ZM162 201V202H163ZM211 201V200H210ZM252 201V200H251ZM256 201V200H255ZM257 201V202H258ZM17 202V201H16ZM15 202V203H16ZM28 202H31L30 200L28 201ZM43 202V201H42ZM62 202V201H61ZM156 202H158V200H156ZM162 202H158V203H162ZM187 202V201H186ZM215 202V201H214ZM221 202V201H220ZM224 203L225 202H227V203H225L224 204V206L227 204L228 205V207H229V205H230V203L231 202H229V204H228V201H223ZM233 202V201H232ZM40 203V204H39ZM52 203H53V201H52ZM84 203H85V201H84ZM142 203V202H141ZM143 203H145V202H143ZM151 203V202H150ZM150 203H148V205L150 204ZM153 203H154V201H153ZM158 203L157 204H153V205H158ZM190 203V202H189ZM210 203H212L213 205L216 203H213V202H210ZM209 203V204H210ZM254 203V202H253ZM259 203H261V202H259ZM258 203V204H259ZM4 204V203H3ZM5 204H7V203H5ZM9 204V203H8ZM11 204V203H10ZM30 205H31V203H29ZM29 204H28V206H27V208H29ZM37 204H38V206L39 205H41V201L39 202V201H37ZM36 203L34 204V205H37ZM63 205H64V203H62ZM61 204V205H62ZM76 204V203H75ZM113 204V203H112ZM114 204H117V201H116V203H114ZM197 204V203H196ZM219 204H221V203H219ZM233 204V203H232ZM249 204H251V202L249 203ZM255 204V203H254ZM254 204H251V205H253L254 206ZM12 205V204H11ZM17 205V204H16ZM44 205H45V203H44ZM52 205H54V203L53 204H51V206L50 207H54L55 208V205L54 206H52ZM66 205V204H65ZM73 205H74V203H73ZM72 205V206H73ZM82 205V203L80 204L79 203V205L78 206H81ZM142 205V204H141ZM147 205V206H148ZM173 205H174V203H173ZM179 205V204H178ZM185 205V204H184ZM183 205V206H184ZM188 204H186V207H188L187 206ZM213 205H211V206H213ZM235 205V204H234ZM245 205V204H244ZM246 205H248V202H246ZM260 205H262V204H259V206ZM5 206V205H4ZM10 206V205H9ZM8 206V207H9ZM57 206V205H56ZM69 206H71V205H69ZM71 206V207H72ZM88 206V205H87ZM87 206H85V207H87ZM146 206V205H145ZM165 206H166V204H165ZM236 207L237 206H239V205H235ZM242 206H243V204H242ZM256 206V208H254V210L256 209H258L259 207H258V205H255ZM254 206V207H255ZM263 206H264V203H263ZM0 207H2V209H3V206H0ZM18 207V206H17ZM19 207H22V206H19ZM40 208L39 209H36L37 208V206H36V208L34 209L37 213H39V212H41V211H44L45 210V207L43 206V204H42V206H39ZM42 207H44V209H42ZM75 207V206H74ZM82 207H83V205H82ZM118 207V206H117ZM121 207V206H120ZM123 207V206H122ZM150 207H152L151 206V204H150V206H149V208ZM226 207V206H225ZM234 207V206H233ZM235 207V208H236ZM245 208H247V206H244ZM251 207V206H250ZM250 207H248V209H247V211L249 210V212L248 213H250ZM14 208V207H13ZM33 208H34V206H33ZM68 208V212H67V214L69 215V214H72V213H69V209H70V207H67ZM102 208V207H101ZM152 208H155L154 206L152 207ZM185 208V207H184ZM194 208V207H193ZM201 208V207H200ZM224 208V207H223ZM232 208V206L229 208V209H231ZM238 208V207H237ZM239 208H240V206H239ZM238 208V209H239ZM245 208H241V209H245ZM253 208V207H252ZM261 208H263L262 206H261ZM12 209V208H11ZM10 209V212L12 211V213H13V209L11 210ZM82 209V208H81ZM80 209V211H84L85 212V209L83 210H81ZM90 209V208H89ZM135 209V208H134ZM137 209V208H136ZM135 209V211H137ZM209 209V208H208ZM228 209V210H229ZM241 209H239V210H241ZM260 209V208H259ZM264 209V208H263ZM8 210V209H7ZM6 210V211H7ZM17 210V209H16ZM19 210V209H18ZM18 210H17V212H18ZM31 211H32V209H30ZM50 210H52L53 211V209H51V208H49V211ZM72 210H73V208H72ZM96 210V209H95ZM99 210H100V208H99ZM124 210V209H123ZM213 210H215V209H213ZM212 210V211H213ZM228 210H224L223 209V211L226 213V211H227V213H229V212H231V211H233L234 209H231V211H228ZM256 210L253 212V214H254V217H255V212H256ZM6 211H4V212H6ZM21 211H23L22 209H21ZM30 211V212H31ZM49 211H46L47 213L49 212ZM51 211V212H52ZM88 211V210H87ZM101 211V210H100ZM106 211V210H105ZM104 211V212H105ZM125 211H128V210H125ZM130 211V210H129ZM147 211L149 212L150 210H148V208H147ZM153 211V210H152ZM151 211V212H152ZM194 211V210H193ZM211 211V210H210ZM210 211H208L207 212V214L210 212ZM216 211H218V212H220L219 214H223L224 212H222V209L221 210H216ZM24 212V211H23ZM29 212V213H30ZM34 212V211H33ZM55 212H56V210H55ZM59 211H57V213H58ZM121 213H123L122 211H120ZM140 212V211H139ZM151 212H149V213H151ZM155 212V211H154ZM167 212V211H166ZM236 212V211H235ZM243 212V214H244V212L245 211H242ZM241 212V213H242ZM260 212V211H259ZM263 211H261V213H262ZM1 213V212H0ZM7 213V212H6ZM6 213H4V215H7ZM12 213H10L11 215H12ZM19 213H21V212H19ZM18 213V214H19ZM53 213V212H52ZM86 213V212H85ZM85 213H83V215H85L86 217H87V215L89 216V212H87L86 214ZM97 213V212H96ZM110 213V212H109ZM116 213V212H115ZM129 213V212H128ZM193 212H191V214H192ZM203 213V212H202ZM205 213H206V210H205ZM213 213H217V212H215V211H213L212 212V214ZM234 215L232 216V220H234L235 219V217H236V214L234 213V211L232 212ZM232 213H230V215H232ZM252 213V212H251ZM250 213V214H251ZM260 213V214H261ZM264 213V212H263ZM15 214H16V211H15ZM41 214V213H40ZM43 212H42V214H41V216H43ZM56 214V213H55ZM82 214V213H81ZM94 214V213H93ZM100 214H103V210L101 211V213ZM104 214H106V216H109L110 214H108L107 215V213H104ZM140 214V213H139ZM138 213H137V215H139ZM153 214V213H152ZM207 214H203V216H205V219H203V220H206V218H208V219H212V217H210L209 218V216L210 215H212V214H210L209 216L207 215ZM218 214V213H217ZM238 214H240V213H238ZM253 214H252V216H253ZM257 214H258V210H257ZM260 214H259V217H258V215H257V218L258 219H260ZM2 216H4L3 214H1ZM26 215H28L27 217L28 218H30L31 217V215L29 216V214H27L26 213ZM26 215L23 217V214L21 215V217L20 218H25L26 217ZM34 215V214H33ZM52 215V214H51ZM50 215V216H51ZM53 215H54V213H53ZM60 215V214H59ZM65 215V214H64ZM114 215V214H113ZM113 215H111V217H113ZM116 215V214H115ZM118 216L120 215V213L119 214H117ZM116 215V216H117ZM124 215L126 216V214L124 213ZM135 215V214H134ZM137 215H135V216H137ZM147 215V214H146ZM145 215V216H146ZM150 215V214H149ZM153 215H155L156 216V214H153ZM159 215V214H158ZM157 215V216H158ZM207 215V216H206ZM216 215V214H215ZM226 214H224L223 216H225ZM228 215V214H227ZM226 215V216H227ZM263 214H261V216H262ZM2 216H1V219H0V221H2ZM8 216V215H7ZM7 216L4 218L5 220H7L8 218H7ZM13 216V215H12ZM12 216H10L11 218H12ZM18 216V215H17ZM35 216V215H34ZM81 216V215H80ZM99 216V215H98ZM101 216V215H100ZM103 216V215H102ZM115 216V217H116ZM117 216V217H118ZM148 216V215H147ZM160 217H161V215H159ZM158 216V217H159ZM217 216V215H216ZM219 216V215H218ZM221 216V215H220ZM219 216V219H218V221L216 222V225L215 226H213V224H212V226L214 227V229H212L211 228V231H210V228H206L205 229V232H206V234L204 235L202 232H199V233H202L203 235H204V237H203V240H201L202 238H201V236H203V235H201L200 236V239L199 240H201V241H203V242H205V243H207L206 244V246H208V243L210 242H214L217 246H220V244H221V242L222 241H220L221 239H219L220 238V234H222V233H224L225 232V234H226V237L224 238L225 240H223V242L224 241H227L226 239H227V237L229 236V235H227V233H228V231H227V233H226V231H225V228L227 229H230V227H231V225H232V223L230 222V224L231 225H229V223L226 225L225 223H224V221H223V216L222 217H220ZM242 216V215H241ZM240 216V217H241ZM244 216H247V214L246 215H244ZM243 216V218H245ZM15 217V216H14ZM14 217H13V219H14ZM27 217H26V219H27ZM75 217V216H74ZM86 217H84V218H86ZM90 217V216H89ZM120 217H122L123 218V215L122 216H120ZM172 217H174L173 215H172ZM171 217V218H172ZM198 217V216H197ZM197 217H196V219H197ZM200 217V216H199ZM238 218H239V216H237ZM249 217V215L246 217V219L248 220V219H250V218H248ZM253 217V218H254ZM264 217V216H263ZM263 217H261V219L263 218ZM20 218H17V219H15V220H22V219H20ZM34 218V217H33ZM33 218H31L30 220H32ZM43 218V217H42ZM41 217H40V219L39 220H44L45 219V217L42 219ZM67 218V217H66ZM68 218L70 219V218H72V219H74L73 218V216H68ZM79 218V217H78ZM83 218V217H82ZM81 218V219H82ZM83 218V220H86V219H84ZM104 218V217H103ZM122 218H119V219H122ZM127 218V217H126ZM125 218V219H126ZM175 218V217H174ZM224 218H226V217H224ZM230 218V217H229ZM229 218H228V220H229ZM252 218V219H253ZM3 219V220H4ZM24 220L23 222H24V225L26 224L25 223V221H27V220ZM35 219V218H34ZM91 219V218H90ZM90 219H87L88 220V222L89 221H91ZM106 219H108V218H106ZM106 219H105V221H106ZM144 219V218H143ZM145 219H146V217H145ZM157 220H160L159 218H156ZM173 219V218H172ZM216 219V218H215ZM215 219L214 220H212V221H215ZM237 219V218H236ZM235 219V220H236ZM241 219H242V217H241ZM246 219H244V221H246ZM252 219L250 220V221H252ZM257 219V220H258ZM264 219V218H263ZM262 219V220H263ZM19 220H18V222H19ZM46 220V219H45ZM78 219H76V221H77ZM103 220V219H102ZM117 220V219H116ZM147 220H149V219H147ZM146 220V221H147ZM156 220V221H157ZM184 220V219H183ZM199 220H201V219H199ZM198 220V221H199ZM225 220V219H224ZM231 220V218H230V221H232ZM234 220V221H235ZM9 221V220H8ZM11 221V220H10ZM59 221H60V219H59ZM75 221V222H76ZM104 221V220H103ZM123 221V220H122ZM139 221H140V219H139ZM146 221H145V223H146ZM156 221H154L152 224H151V221L149 220V222H150V226H152V225H155V226H157V224L158 223H162V222H158L157 224H156ZM185 221L186 220H184V228H185ZM197 221V220H196ZM202 221V220H201ZM207 221V220H206ZM210 223L212 222L211 220H208ZM239 221V220H238ZM242 220H240L239 221V223L241 222ZM249 221V222H250ZM16 222V221H15ZM14 222V223H15ZM28 222V221H27ZM47 221H45V222H43V225H44V223H45V225L48 223H46ZM71 222H72V220H71ZM75 222H73L72 224L74 225V223ZM87 222V225L89 224ZM93 221H91V223H92ZM138 222V221H137ZM148 222V221H147ZM148 222V223H149ZM208 222V224H210ZM228 222V221H227ZM260 222V221H259ZM6 223V222H5ZM4 223V224H5ZM12 223V222H11ZM10 223V224H11ZM17 223V222H16ZM29 223V222H28ZM32 223H35L34 221L32 222ZM58 223V222H57ZM62 223V222H61ZM115 223V222H114ZM118 223H120V221L118 222ZM142 223V222H141ZM140 223V225H142ZM167 223V222H166ZM165 223V224H166ZM190 223L191 222H189V224L187 225V223H186V226H189L190 225ZM199 223V222H198ZM201 224L202 223H205L204 221L203 222H200ZM199 223V224H200ZM214 223V222H213ZM235 223H237V221L235 222ZM239 223L237 224V226L239 225ZM244 223V222H243ZM253 223V224H252ZM250 222V223H246L245 222V225L247 224V226H243V227H249L248 225H250V224H252V225H250V226H252V227H250V228H253V231H255L254 229H256V231H255V235H257V237H256V239H254L253 240V242H252V239H251V242L252 243H255L254 241L255 240H257V238L260 240V238L262 237V240H264V220L263 221H261L260 222V224H257V223H255V221H253V222ZM0 224H2V222L0 223ZM10 224H9V226H10ZM49 224V223H48ZM59 224V223H58ZM78 224V223H77ZM77 224H75V226L77 225ZM196 224V223H195ZM198 224V225H199ZM207 224V223H206ZM242 224V222L240 223V225ZM16 225V224H15ZM14 225V226H15ZM21 225V223H19V225H17L18 227ZM23 225V226H24ZM27 225V224H26ZM26 225H25V227H26ZM30 225H32V224H30ZM39 224H37V226H38ZM44 225V227H46ZM59 225H61V224H59ZM86 225V226H87ZM90 225V224H89ZM88 225V226H89ZM92 225H94V223H92ZM99 225V224H98ZM103 225V227H104V224H102ZM128 226H129V224H127ZM139 225V226H140ZM179 225V224H178ZM236 225V224H235ZM239 225V226H240ZM262 225H263V227H262ZM12 226V225H11ZM12 227V232H13V229L16 227ZM35 227V225H34V227H35V229L36 228H39V227ZM75 226H74V228H75ZM87 226V227H88ZM138 226V227H139ZM154 226V227H155ZM200 226V225H199ZM198 226V227H199ZM242 226L241 227H238V228H241L240 230H242ZM2 228L4 227V228H6V229H8L7 227H8V222H7V225L6 226H4L3 224H2V226H1ZM21 227V226H20ZM34 227H33V229H34ZM41 227V226H40ZM48 228H49V226H47ZM60 227V226H59ZM64 227V226H63ZM77 227H78V225H77ZM87 227H86V232H88L87 231ZM132 227V226H131ZM140 227H142V226H140ZM153 227V226H152ZM175 227V226H174ZM182 227V228H183ZM192 228H191V230L193 231V229L196 227L195 225H194V228H193V226H191ZM197 227V228H198ZM206 227H208V225L206 226ZM233 227L235 228V226H234V223H233ZM3 228V229H4ZM51 228V227H50ZM84 228H85V226H84ZM90 228V230H91V227H89ZM95 228V227H94ZM94 228H92V229H94ZM102 227L100 226V229L99 230H101L102 231V229L104 230V228H102ZM126 228H128V227H126ZM143 228H145L144 226H143ZM166 228H169V227H166ZM178 229L179 227H175V228H173L174 230L175 229ZM183 228V229H184ZM190 228V227H189ZM203 228H205V225H203ZM203 228H202V230H203ZM233 228V229H234ZM237 228V229H238ZM1 229V228H0ZM16 229V228H15ZM18 229V228H17ZM60 229V228H59ZM63 228H61V230H62ZM76 230L78 229V230H82L81 229V227H78V228H75ZM98 229V228H97ZM112 229H113V227H112ZM131 229V228H130ZM146 229V228H145ZM148 229V228H147ZM165 229V228H164ZM163 229V230H164ZM170 230H169V232L171 231V229L172 228H169ZM180 229H181V226H180ZM186 229H188V227L187 228H185L184 230L185 231H181L183 234H184V232H188V231H190V234H192L191 233V230H186ZM201 229V228H200ZM209 229V230H208ZM237 229H236V232H235V235L234 234H232V232H233V230L231 231V233H230V231H229V233L230 234H232V235H234V236H236V238H237V232L239 231V229H238V231H237ZM5 230V229H4ZM27 229H25V230H23V231H26ZM44 230H46V229H44ZM48 230V229H47ZM64 230L65 229H63V232H64ZM71 230V229H70ZM89 230V231H90ZM96 230V229H95ZM94 230V231H95ZM99 230H97V231H99ZM107 229H105L104 231H106ZM124 230V229H123ZM129 229H127V231H128ZM132 230H133V232H134V228H132ZM136 230H138V228L136 229ZM141 230V229H140ZM149 230V229H148ZM165 230H167V232H168V229H165ZM164 230V231H165ZM198 230H199V228H198ZM213 230V231H212ZM224 230V231H223ZM249 229H247V231H248ZM1 231V230H0ZM15 231V230H14ZM34 231V230H33ZM58 231V230H57ZM56 231V232H57ZM75 230H73L72 229V232H74ZM93 231V232H94ZM97 231L96 232H94V233H92V231H90L91 233V235L90 236H93V234H96L97 233ZM126 231V232H127ZM129 231H131V230H129ZM149 231H151V233H153L152 232V230H149ZM148 231V232H149ZM197 230H195V231H193L194 233L196 232ZM201 231V230H200ZM242 231H244L245 232V230L243 229ZM251 231V230H250ZM250 231H248L249 233H247L246 232V234H243L244 232H242V234L246 237L248 234H249V236L251 235L252 236V232H250ZM2 232V231H1ZM8 232V231H7ZM47 232H49V231H47ZM76 232H79V231H76ZM81 232V231H80ZM84 232V231H83ZM85 232V233H86ZM116 232V231H115ZM132 232V233H133ZM143 232V231H142ZM141 232V233H142ZM145 233H146V230L144 231ZM166 232V231H165ZM176 232H178V231H176ZM179 232H180V230H179ZM240 232V231H239ZM10 233V235H11V232H9ZM59 233V232H58ZM60 233H62V232H60ZM66 233V232H65ZM99 233V232H98ZM111 233H112V231H111ZM161 233H163V232H161ZM171 233V232H170ZM181 233V234H182ZM193 233V234H194ZM228 233V234H229ZM234 233V232H233ZM241 233V232H240ZM239 233V236L240 235H242V234H240ZM251 233V234H250ZM67 235H68V233H66ZM71 234V233H70ZM75 234V233H74ZM73 233H72V235H74ZM80 234H82V233H80ZM79 234V235H80ZM86 234H89V233H86ZM104 234V233H103ZM122 234H123V232H122ZM147 234V233H146ZM154 235L153 236H157L159 233L157 232V233H153ZM156 234V235H155ZM174 234V233H173ZM177 234V233H176ZM176 234L174 235V237L173 236H171V237H173V238H176V237H178V235L179 234H177V236H176ZM182 234V235H183ZM186 234V233H185ZM188 234V233H187ZM190 234L189 235H186V236H188V237H192L193 235H191L190 236ZM196 235H198L197 233H195ZM225 234H224V236H225ZM1 235V234H0ZM3 235V234H2ZM2 235L0 236V240H2L1 239V237H2ZM7 235H8V233H7ZM10 235H8V237H10ZM16 235V234H15ZM20 235V234H19ZM19 235H16V236H18L19 238H20V236ZM46 235V234H45ZM51 235L52 236H54L55 234L54 233H51ZM64 235V238H65V240H66V237H65V234H63ZM85 235V234H84ZM107 235V234H106ZM105 235V236H106ZM109 235H111V234H109ZM136 235V234H135ZM200 235V234H199ZM223 235V234H222ZM222 235H221V238H223L222 237ZM232 235H230L229 236V238L232 236ZM241 236L242 238H244L245 240H246V238L244 237V236ZM23 236H25V235H23ZM35 236V235H34ZM48 236H49V234H48ZM52 236H50V238H52ZM71 235H69V236H67V237H70ZM76 236H78V235H74L73 237L75 238V240H76ZM89 235H88V237L85 235V239L83 240V238H82V242H79L80 244H81V246L83 245V244H85L86 242V244L88 245V243H93L92 241H96L95 239V237L96 236H99L98 234H96L95 236H94V240L92 239V241L91 242H88V240H90V237ZM112 236H113V234H112ZM117 236H119V235H115L114 234V236L113 237H115L116 239H117ZM128 236H130V235H128ZM133 236H134V233H133ZM132 236V237H133ZM141 236L143 237V239H148V236L147 235H145L144 234V236L146 237V238H144V236L141 234ZM140 236V237H141ZM160 236H162V237H160ZM160 236H157L158 238V240L156 239L155 240V238H154V240H155V243L154 244H156V242L158 241V246L160 245L159 244V240H161V246L163 245L162 244V242L165 240V239H167V242H168V240H169V238H164V239H162L163 238V235L161 234ZM176 236V237H175ZM183 236H185V235H183ZM185 236V237H186ZM238 236V237H239ZM247 237V240H248V238H250V237ZM253 236H254V234H253ZM253 236H252V238H253ZM7 237V236H6ZM15 237V236H14ZM41 237H42V235H41ZM59 237V236H58ZM57 237V238H58ZM81 237H83V235L81 236ZM101 237V236H100ZM106 237H109V236H106ZM113 237H111L112 239H113ZM142 237L140 238V239H142ZM165 237H167V236H165ZM187 237V238H188ZM194 237H195V235H194ZM260 237V238H259ZM16 238V237H15ZM18 238V239H19ZM33 238V237H32ZM79 238V237H78ZM110 238V239H111ZM125 238V237H124ZM130 238V237H129ZM128 238V239H129ZM172 238V239H173ZM178 238H180L181 239V237H178ZM175 239L176 241L178 240L179 241V239ZM187 238H182V243H183V245H184V243L185 242H187L188 241V243H189V240H191V239H187ZM228 238V239H229ZM242 238H240L239 239V241H241V239ZM5 239V238H4ZM3 239V240H4ZM8 239H10V238H8ZM8 239H5V240H8ZM17 239V240H18ZM39 239V238H38ZM54 239H56V237L54 238L53 237V239H51L52 241H54ZM67 239H69V238H67ZM73 239V238H72ZM102 239V238H101ZM101 239H99L100 241H101ZM103 239H104V237H103ZM103 239H102V241H103ZM107 239V238H106ZM116 239H114L113 240V243H115V244H117V247L115 246H113L116 250H117V248L119 247V249H121V246L122 245H119V244H122L123 242H120L121 241V239L118 237V242H119V244L118 243H116ZM119 239H120V241H119ZM122 239H123V237H122ZM142 239V240H143ZM194 240L195 239H197V237L196 238H193ZM232 239L234 240L235 238H233L232 237ZM231 239V240H232ZM4 240V241H5ZM11 240H12V238H11ZM20 240V239H19ZM41 240V239H40ZM43 240H44V238H43ZM61 240H63L62 242L64 243L65 242V246L67 245V247H68V244H69V246H70V242L67 244L66 243V241H64V239H61ZM75 240H74V243H75ZM98 240V241H99ZM109 240V239H108ZM126 240H127V238H126ZM132 240V239H131ZM163 240V241H162ZM170 240H171V238H170ZM184 240V241H183ZM185 240H187V241H185ZM230 240V239H229ZM232 240V241H233ZM250 240V239H249ZM13 241V240H12ZM97 241V242H98ZM107 241V240H106ZM105 240L103 241V242H106ZM115 241V242H114ZM144 241V240H143ZM148 241L150 242V239H148ZM166 241V240H165ZM200 241V242H201ZM235 241H237L238 242V240H235ZM244 241V240H243ZM243 241H241V242H243ZM16 242H18V241H16ZM57 242V241H56ZM73 242V241H72ZM110 242H111V240H110ZM175 241L173 240V243H174ZM199 242V241H198ZM223 242H222V244H223ZM228 242H230V241H227V243ZM237 242H236V244H237ZM240 242V243H241ZM246 242V241H245ZM262 242V241H261ZM44 243H45V241H44ZM52 243H54V242H52ZM62 243V244H63ZM95 243V242H94ZM93 243V244H94ZM113 243L111 242L110 243V245L112 244L113 245ZM127 243H129V242H127ZM172 243V242H171ZM181 243V244H182ZM209 243V245L211 246L212 245V243L210 244ZM213 243V244H214ZM231 243V242H230ZM235 243V242H234ZM239 243V242H238ZM239 243V246H236V247H234V250H236V249H238L237 247H240L241 245H242V243L240 244ZM249 243H250V241H249ZM257 243H260V242H257ZM264 243V242H263ZM4 244V243H3ZM15 244V243H14ZM13 244V245H14ZM25 244V243H24ZM33 244H34V242H33ZM32 244V245H33ZM39 244V243H38ZM47 245H50L49 247L52 249V248H54V247H52V245H51V243L50 242H48V243H46ZM56 244V243H55ZM92 244V245H93ZM100 244V243H99ZM114 244V245H115ZM153 244V243H152ZM166 244H168V243H166ZM175 244H177V242H175L173 245H175ZM187 244V243H186ZM199 244V243H198ZM202 244H204V243H202ZM225 245H226V243H224ZM233 244V243H232ZM245 244H247L248 245V242L247 243H245ZM251 244V243H250ZM249 244V245H250ZM261 244V243H260ZM259 244V245H260ZM13 245H10V246H13ZM35 245V244H34ZM33 245V246H34ZM36 245H37V243H36ZM35 245V246H36ZM44 245V244H43ZM43 245L41 246V247H43ZM59 245V244H58ZM63 245V246H64ZM75 245H76V243H75ZM74 245V246H75ZM95 245V244H94ZM109 245V246H110ZM150 245V244H149ZM179 245V244H178ZM183 245H182V247H183ZM231 245V244H230ZM233 245H235V244H233ZM233 245H232V247H233ZM244 245V244H243ZM253 245V244H252ZM257 245V244H256ZM263 245V244H262ZM0 246H2V245H0ZM9 246V247H10ZM33 246H31V244L30 245H27V247L25 246L24 248H22V249H25V251H23V252H21V253H19V251H21V250H19V249H21V248H19V249H17L18 250V256H20L21 255V258H22V256L24 255V256H26L27 254H31V253H33V252H35L36 251V249H37V247H39V245L37 246V247H33ZM64 246V247H65ZM91 246V245H90ZM102 246V245H101ZM164 246V245H163ZM168 246V245H167ZM170 246H172V245H170ZM209 246V247H210ZM217 246H213V247H215V250L213 251V252H217V250H219V249H221L222 247H226V246H220L219 248L217 247ZM228 246H229V243H228ZM258 246V245H257ZM264 246V245H263ZM19 247H22V245H20L19 244ZM40 247V248H41ZM47 248H49L48 246H46ZM43 248L42 249V252H43V250H44V253L46 254L47 252H49V251H51V252H49V253H56V252H58V251H60L59 249H58V251H55L54 252V250H56L57 249V246H56V249H52L53 250V252H52V250H48L47 248ZM67 247H65V248H67ZM70 247H73L72 245L70 246ZM77 247H78V243H77ZM113 247H111L112 249V251H113ZM166 247V246H165ZM165 247H162V248H164V249H166ZM173 247V246H172ZM182 247H179V248H182ZM199 247H200V245H199ZM216 247H217V250H216ZM247 246L245 245V248H246ZM251 247V246H250ZM249 247V248H250ZM253 247H255L256 249H257V247L256 246H253ZM252 247V248H253ZM3 248H7L5 245H4V247ZM2 248V251L0 252V264L1 263H4L5 264V261L4 260H6V258H5V256L6 257H8L7 255H9L10 253V255L9 256H13L15 253H14V251H17V250H15L17 247L15 246H13L12 248H15L14 250H13V254H12V252L11 251H9V250H4ZM11 248V247H10ZM11 248V249H12ZM49 248V249H50ZM74 248H76V247H74ZM82 248V247H81ZM99 248V247H98ZM143 248V247H142ZM171 248V247H170ZM185 248V247H184ZM192 248V247H191ZM191 248L189 249V251L191 250ZM202 248V247H201ZM211 248V247H210ZM230 248V247H229ZM236 248V249H235ZM242 248V247H241ZM241 248H239V249H241ZM255 248H253V249H255ZM46 249L48 250L47 252H46ZM73 249V248H72ZM78 249H80V247L78 248ZM110 249V248H109ZM183 249V248H182ZM193 249H194V247H193ZM192 249V250H193ZM195 249H196V247H195ZM200 249V248H199ZM198 249V250H199ZM205 249H207V248H205ZM212 249V248H211ZM210 249V250H211ZM224 249V248H223ZM227 249V248H226ZM231 250H232V248H230ZM243 250H244V248H242ZM251 249V248H250ZM259 249V248H258ZM1 250V249H0ZM40 250V249H39ZM65 250V249H64ZM63 250V251H64ZM191 250V251H192ZM208 250H209V248H208ZM222 250V249H221ZM230 250V251H231ZM260 250H264V248H262V249H260ZM92 251V250H91ZM96 251V250H95ZM111 251V252H112ZM115 251V250H114ZM171 250H169V252H170ZM181 251V250H180ZM190 251V252H191ZM195 251V250H194ZM230 251H229V249H228V252L230 253ZM245 251H247V250H245ZM39 251H37L36 252V254L38 253ZM60 252H62V251H60ZM59 252V253H60ZM94 252V251H93ZM146 252V251H145ZM176 252V251H175ZM189 252V253H190ZM205 251H204V249H203V253H204ZM208 251L206 250V254H207V256H208V253H207ZM212 252V253H213ZM233 251H231V254H233L232 253ZM258 252V251H257ZM9 253V254H8ZM17 253V252H16ZM48 253V254H49ZM59 253H58V255H59ZM78 253H79V251H78ZM98 253V252H97ZM125 253V252H124ZM128 253V252H127ZM155 253V252H154ZM167 253V252H166ZM198 253V252H197ZM224 253H226V252H224L223 251V253L222 254H224ZM244 253V252H243ZM260 253H262L261 251L259 252V254ZM48 254H46V255H48ZM62 254H63V252H62ZM70 254V253H69ZM68 254V256L70 257V255ZM74 254V253H73ZM89 254H91V253H89ZM93 254V253H92ZM108 254V253H107ZM116 254V253H115ZM153 254V253H152ZM180 254L183 256L184 255V252L183 253H181L180 252ZM191 254V253H190ZM193 254V253H192ZM216 254V253H215ZM214 254V255H215ZM230 254V255H231ZM60 255H61V253H60ZM65 255H67V254H65ZM109 255V257L111 256V255H114L113 253H109L108 254ZM108 255H106L107 257H105V258H108ZM117 255H119V252H118V254H116V256ZM180 255V256H181ZM195 255V254H194ZM193 255V256H194ZM218 255V254H217ZM216 255V256H217ZM219 255H221L220 254V252H219ZM227 255H229L228 253H227ZM234 255V254H233ZM232 255V256H233ZM263 255H264V253H263ZM55 256V255H54ZM64 255H62V258H64V259H66V257H63ZM98 256V255H97ZM115 256V257H116ZM164 256V255H163ZM169 256H170V254H169ZM186 256V255H185ZM190 256V255H189ZM223 256V255H222ZM221 256V257H222ZM231 256V257H232ZM239 256H240V254H239ZM242 256V255H241ZM14 257V256H13ZM27 257V256H26ZM50 257V256H49ZM53 256L51 255V258H52ZM69 257H67V259L69 258ZM85 257V256H84ZM118 257V256H117ZM148 257V256H147ZM152 257V256H151ZM157 257H159V255L158 256H156L155 257V259L157 260L156 262H158L159 260H158V258ZM179 257V256H178ZM188 257V256H187ZM203 258H204V260H205V254L202 256ZM201 257V258H202ZM218 258L216 259V261L217 260H219L221 257H219V256H217ZM225 257V256H224ZM234 257V256H233ZM260 257V256H259ZM262 257H264V256H261L260 258H261V260H262ZM2 258H5L4 260H2ZM24 258V257H23ZM54 258H56V257H54ZM136 258V257H135ZM160 258V257H159ZM162 258V257H161ZM183 259H184V256L182 257ZM216 258V257H215ZM230 258V257H229ZM10 259V258H9ZM24 259H26V258H24ZM74 259V258H73ZM82 259V258H81ZM109 259H113V258H109ZM109 259L107 260V261H109ZM118 259V258H117ZM140 259V258H139ZM138 259V260H139ZM149 259V258H148ZM187 259V258H186ZM185 259V260H186ZM222 259V258H221ZM221 259L219 260V261H221ZM224 259V258H223ZM228 259V258H227ZM233 259V258H232ZM235 259V258H234ZM243 259V258H242ZM245 259V258H244ZM264 259V258H263ZM11 260V259H10ZM23 260V259H22ZM21 260V262H20V264H22V261ZM85 260H86V258H85ZM116 260V259H115ZM120 260V259H119ZM137 260V262H140V261H138ZM145 260V259H144ZM161 260H163V258L161 259ZM175 260H176V258H175ZM184 260V261H185ZM203 260V259H202ZM202 260H200V263H202ZM204 260H203V263H204ZM208 260H210V259H208ZM207 260V261H208ZM226 260V259H225ZM225 260H223L225 263H231L232 261H230V259H229V261L227 260V261H225ZM2 261H4V262H2ZM7 261V260H6ZM53 261V260H52ZM68 261V260H67ZM67 261H63L64 263L63 264H67L68 262ZM83 261V260H82ZM82 261H78V264H82ZM87 261V260H86ZM85 261V263L84 264H89V263H87ZM103 262H105L104 261V259L102 260ZM112 261H114V260H112ZM135 261V260H134ZM134 261H132L133 263H134ZM179 261V260H178ZM195 261V260H194ZM213 261V260H212ZM247 260H245V262H246ZM18 262V261H17ZM34 262H36V260L34 261ZM38 262V261H37ZM65 262H67V263H65ZM70 262V264H71V262L72 261H69ZM91 262V261H90ZM101 262V261H100ZM126 262V261H125ZM131 262V263H132ZM142 262H143V260H142ZM146 262V261H145ZM182 263H183V261H181ZM196 262V261H195ZM199 262V261H198ZM197 262V263H198ZM233 262H235V261H233ZM244 262V261H243ZM53 263V262H52ZM110 264H112L111 262H109ZM147 263V262H146ZM159 263V262H158ZM168 264H169V262H167ZM172 263V261H170V264ZM184 263H186V261L184 262ZM194 262H192V264H193ZM205 263H207L206 262V260H205ZM211 263H216L215 262V260L213 261V262H211ZM211 263H208V264H211ZM249 263V262H248ZM247 263V264H248ZM25 264H27V263H25ZM49 264V263H48ZM91 264V263H90ZM99 264H101V263H99ZM105 264H108L107 262H105ZM126 264H129V262L128 263H126ZM148 264V263H147ZM163 264H166L165 262L163 263ZM174 264V263H173ZM179 264V263H178ZM191 264V263H190ZM199 264V263H198ZM217 264H218V262H217ZM219 264H222V262L220 263L219 262ZM235 264V263H234Z\"/></svg>",
  "mask_w": 264,
  "mask_h": 264
},
{
  "label": "rangeland",
  "instance_id": "2",
  "mask_svg": "<svg viewBox=\"0 0 264 264\" xmlns=\"http://www.w3.org/2000/svg\"><path fill=\"white\" fill-rule=\"evenodd\" d=\"M11 1V2H10ZM9 1V3H14L12 0H10ZM15 2H17V0H14ZM21 1H23L22 3H21ZM31 1L32 0H27V1H25V0H18V2L17 3H19V5L17 4V6H12L13 8H14V12L13 11H11L13 8L10 6V5H8V0H7V2H5V0H0V2L2 3V4H0V6L1 5H3V7H1L0 8V11L2 12V10H3V13H1L0 12V17H1V19H0V33L2 32V33H4V34H6V33H11V35H13L14 33H15V31L16 30H12V28H15V24H16V22L18 21H22V23L21 22H19V24L21 25H18L17 24V27L16 28H18V27H21V28H24L23 26V22H24V24H25V26H27V25H29V22H32V24L33 25H37V26H31V23H30V25L29 26H31V27H34L35 28V30H36V28H37V30H36V32L34 33V35L35 34H37V35H35L36 37L37 36H39V38H38V40L39 41H41V40H45L46 41V39H48L47 38V36L49 37L50 36V32H51V34L53 33V31H54V29H53V27H49V29L48 28H46L45 26H41L42 27V29H41V27H40V25H38L39 24V18L38 17H40V14H41V12L42 13H44V12H47V10L49 9L47 6H48V4L43 0V1H41V3L39 2L40 0H33V2H32V4L30 5V3H31ZM102 1V6L103 7H108V6H110L111 7V4L112 5H114L115 3H113L112 2V0H101ZM105 1V2H104ZM28 2V3H27ZM35 2V3H34ZM5 3H6V5H5ZM23 3H25L27 6L25 7H23V5H25V4H23ZM46 4V6H44L45 4ZM38 4V5H37ZM59 4H61L60 2H59ZM35 5V6H34ZM40 5H41V7H40ZM43 5V6H42ZM105 5V6H104ZM10 6V7H9ZM7 7V8H6ZM22 7V8H21ZM10 8V9H9ZM21 8V9H20ZM32 8H33V10H32ZM152 8V5H150V7H149V9H151ZM9 9V10H8ZM29 9H30V11L31 12H26V11H29ZM37 9H40L39 11L37 10ZM141 9H143V8H141ZM15 10L17 11V15H15ZM22 12H20V11ZM25 10V11H24ZM45 10V11H44ZM152 10H153V8H152ZM6 11H7V13H6ZM19 11V12H18ZM44 11V12H43ZM25 12V13H24ZM35 12H37V14L35 13ZM35 13V14H34ZM9 14V15H8ZM11 14H12V16H11ZM14 14V15H13ZM21 14V15H20ZM34 14V15H33ZM39 14V15H38ZM6 15V16H5ZM30 15L32 16V17H30ZM38 15V16H37ZM14 16V17H13ZM20 16V17H19ZM25 16V17H24ZM6 19H9V20H6ZM16 17H18L17 19H16ZM24 17V18H23ZM34 17V19H33V21L31 20L32 18ZM14 18V19H13ZM11 19H12V21H14L15 19V21L13 22V24H11ZM22 19V20H21ZM25 19V21H23ZM28 19V20H27ZM27 20V21H26ZM29 21V22H28ZM8 22V26H11L12 25V28H8L7 27V25L5 24V23H7ZM27 22H28V24H27ZM38 22V23H37ZM4 23V25H6V26H4V25H2ZM36 23V24H35ZM4 26L3 28H2V26ZM23 25V26H22ZM29 26H27L26 28H24V29H27ZM5 28V29H4ZM10 29V30H9ZM6 31V33H5V31ZM7 30H8V32H7ZM43 30V31H42ZM38 33H39V35H38ZM40 33H42V34H40ZM46 34V35H45ZM49 34V35H48ZM22 36V35H21ZM143 35L142 34H140V35H138V38H141ZM23 38L25 37V40L28 38L29 39V35L28 34H26L25 33V35H23L22 36ZM45 37V38H44ZM17 38H19V37H17ZM43 38V39H42ZM27 39V40H28ZM24 41V39H22L21 37H20V39L19 40H16L19 44H20V41H21V44L23 43V41ZM43 41H41V42H43ZM24 43H25V41H24ZM23 43V44H24ZM44 43V42H43ZM201 53H202V51L201 52H199V51H193V54H191V53H189L190 55L188 56V59H186L185 57L188 55H184V57H183V55L181 56V57H178V64H180L181 66L183 65L185 68H187V67H189V68H187V73H186V71H183V72H181L180 74H178L177 73V75L175 74V72L173 71V72H171V71H168V70H164V69H162V68H160L161 66H160V64H155L154 66H152V68H154L155 70H156V72H157V82H154V84L153 83H148L149 81H147V84H145L144 83V86H141L140 87V89H138L137 91H134L133 93L132 92H129V91H127V92H117V95H116V97L118 98V99H120V100H122V101H124V103L126 102L127 104H129L128 106H127V104H124V106H123V108H121V110H119V115H117V121L120 123V124H122V122H123V124H124V126L125 125H127V123H128V125H129V123H130V125H129V127L127 128L126 126H125V128H124V130H123V138H124V144H123V146H128L127 144L129 143V145L130 146H128L129 147V149H131V150H133V151H131V150H129V149H127V148H125L124 149V147L122 146V148L121 147H113L114 148V150H112L113 148H111V150H112V152H110V158L109 159H107V160H105V162H104V171H102V172H98L97 171V167H96V165H95V167L93 168V169H91V176H92V178H90L88 181H86L87 183L85 184V185H83L84 184V181L82 182V183H80L79 185H77V187L75 188V192H74V190H73V194H71L72 196L70 197V196H65V199L63 198L64 196H62L60 193H58V192H56V193H54V194H50L51 195V197H50V195L48 196V194L50 193L49 191H50V189H48V188H46V184H42L43 186H38V185H36V183H34V182H36L37 180H35L37 177L36 176H33L32 178H31V180H32V182H33V184H34V186L33 185H28V184H26V179L25 180H23V179H21V176L20 175H23V171L21 172H19L18 174H20V175H18L17 173H15V172H17V170H19V169H22L23 168V164H31L32 162L34 163V164H36L39 160H40V156L38 155L39 153H36V154H33L32 155V153H31V150H32V148H31V146H33V145H42V144H40L41 143V140L44 138L43 136H45V138H48L49 136H50V134L48 133V132H42L41 133V135H40V133H35L34 134V137H33V139L31 140L30 139V137H29V134L27 133V132H24L23 134H20V135H18V136H13V135H10L9 137H7L6 138V141H5V139H3L4 140V142H8V143H10L9 145H7L6 143H2L1 141V143H0V150L2 151H4V153H3V151L2 152H0V166H1V164H2V166L4 167L5 166V169L3 168L2 169V171H4V173H6V171H8L9 173H6L8 176H7V178H6V180L5 181H7L8 182V184H7V182H4V185H3V183L1 184L2 185V188L0 189V191H1V194H2V196H0V206H3V209H2V207H0V219H1V214H3L4 215V213H6L7 215H4L5 217L7 216V220H5L6 218L4 217V216H2V221H0V223L2 222V224L4 225V226H6L7 225V222H8V229H6V228H2L1 226H2V224H0V230L2 231H0V234L2 235V237H1V239L2 240H0V245H2V246H0V252L2 251V248L4 247V245L7 247V248H3L4 250H9V251H11L12 252V254H13V250L15 249V248H12L13 246L15 247H17L15 250H17V249H19V248H21V249H19V250H21V251H19V253H21V252H23V251H25V249H22V248H24L25 246L27 247V245H30L31 244V246H33L34 244L36 245V243H37V245L35 246V247H37L38 245H39V247H37V249H36V251L35 252H33V253H31V254H27L26 256H22V258H21V255L20 256H18V250L17 251H14V257L13 256H9V255H7L8 257H6L5 256V258H6V260H4L5 258H2V260H4L5 261V264H20V262H21V260L23 261L22 262V264H25V263H27V264H63L64 262V260L65 261H67V262H65V263H67V264H70V262L69 261H72L71 262V264H78V261L80 262V261H82V264H84L85 263V261L87 262V263H91V264H99V263H101V264H105V262H107L108 264H110L109 262H113L112 264H126V263H128L129 262V264H163L164 262L166 263V264H168L167 262H169V264H170V261H172V263L171 264H192V262H194L193 264H208V263H211V262H213L214 260H215V262L216 263H214V264H217V262H218V264H219V262L221 263L222 262V264H247L248 262V264H264V257H262V260H261V256H264L263 255V253H264V250H260V249H262V248H264V240H262V237L260 238V240L257 238V240H255L254 242L255 243H252L253 242V240L254 239H256V237H257V235H255V231H256V229H254L255 231H253V228H250V227H252L253 225V221H255V223H257V224H260V222L261 221H263L264 219V206H263V203H264V181L262 180V179H264V175L262 174V176H259V175H261V174H258V173H264V171H262V168L264 169V145L263 144H261V146H260V144L259 143H257V142H255V141H252V139H248V138H246V140L244 139V138H238L239 139V141L237 140L235 143L234 142H230L229 140H232V139H229L228 141H227V139H225L226 137H225V132L227 133V131H231V128H233L232 130H234V129H236L237 127H242L246 122H248V120H252V119H254L255 118V115L256 116H259V118L257 117V119H259V121H260V123H261V121L262 120H264V112H261L260 114H259V112L257 113L256 111H250L249 112V110H242L241 108V110L243 111V112H241V110L239 109V107H241L240 105H241V103H239L236 99L234 100V102L233 101H231L230 99H228L227 98V96H225L226 95V93H225V95H224V93L222 92V91H218L216 94H214V96L216 95L217 96V98L216 99H218V100H216L215 99V97L213 96V98L211 99V100H209L210 102V104H209V106H208V109H207V111H205L206 112V114H205V112H204V107H201V106H204L203 104H200L201 103V100L194 94V93H191V94H193V96L192 97H189V96H186V95H188L187 93H189V95L191 96V94H190V91L191 90H194L195 89V86H197V84H199L200 85V83H201V81L205 84H207V83H209L211 80H212V78H224L223 76H226V77H231V72H232V66L235 64V62H233V61H230V62H227V65L230 67V69H229V67L227 66V65H221V67H209V68H206L205 66H204V68L202 67L203 65H202V63H200V62H202V60L204 59L203 57H201ZM193 55H194V57H193ZM191 57V58H190ZM202 58V59H201ZM180 59V60H179ZM14 60L15 59H10V60H7V61H3V62H0V70L4 67V65L6 64L7 65V67H9V68H7V70L5 71L6 73L5 74H1L0 73V76L2 77V79H1V77H0V79L2 80V81H0V86L2 87V88H4V89H2V91L3 90H9V93H10V90H11V92L12 93H10V94H14L15 93V98L17 99V101L16 102H18L19 103V105H18V103L16 104L15 103V98L13 99V97L14 96H9V94L8 93H5V94H7V96L6 95H4L3 93L4 92H6V91H3L2 93L0 92V94H1V96H0V101H3V103H0V106L3 108H0V113H1V115H0V121H1V125H3L4 123H5V120H6V123H5V125H3L1 128H0V134L1 133H3L2 132V128H3V130H5L6 131V129H9V127L8 126H10V128H13V127H17V125H18V123L19 124H24V121H25V119H24V117H23V115L21 116V112H18V111H15L14 112V110L16 109V105H18V106H22V102L23 101H21L22 99H20V97H19V95L17 94L18 93V91L22 88V87H25V86H27V85H29V87L30 86H32L33 87V89L35 90V91H37L38 93H40V94H45V93H48L49 91H53L54 89H59V88H61V85H63V86H65V88L66 89H64L63 91H66V92H63L64 93V95H67V97L66 96H64L63 95V98H65L64 99V102H65V104L66 103H68V106H69V108H68V110L69 111H73V112H76V111H79V110H83L81 113L82 114H84V115H87V113H91V112H93L92 110H95L96 109V105L95 104H92L91 106L88 104V103H85L84 101V96H86V93H85V87H83L81 84L79 85V83H77L75 80H73V79H70V80H68V81H66V80H64V78H65V76L63 75V73L58 69V70H53V71H51V72H48V73H53V74H49V75H47V73H45L46 75H42V74H44L42 71H41V69L39 70V68L37 69L36 67H32V66H30V67H32V69H34L36 72H35V74H34V76H33V74H32V72H33V70L32 69H24L25 71H23L22 70V68H21V72H22V74L24 73L25 75H29V73L27 72V71H29V70H31V71H29V72H31L30 74H31V76L32 77H30V79H29V77L28 76H26L27 78H25V79H22V77H20L19 75H22L21 73H19L20 72V70L18 69L17 71L16 70H14V68H12V69H10L11 68V66H13L14 64H15V62H14ZM188 61V62H187ZM200 61V62H199ZM194 62V63H193ZM231 62H233V63H231ZM190 63V65L188 66V64ZM196 63V64H195ZM11 64V66H9ZM13 64V65H12ZM191 64H192V66H191ZM199 64V65H198ZM230 64L232 65V66H230ZM201 65V66H200ZM155 66L157 67V68H155ZM187 66V67H186ZM198 66V67H197ZM248 67H250V66H247V65H244L242 68H241V74H242V76H244V75H246V77H247V79H244L243 81V84H245L246 85V88L247 89H251V87L253 88L257 83H258V81H257V83H256V79L255 78H253L252 76L251 77H249L250 75L247 73V71H248ZM192 68V70H190ZM194 68V69H193ZM200 69V71L202 72V75L200 76V74H199V69ZM210 68H213L212 70L210 69ZM159 69V70H158ZM163 71H162V70ZM196 69V70H195ZM198 69V70H197ZM202 69H204V70H202ZM209 69L211 70V72H209ZM13 70V71H12ZM196 72H195V71ZM206 70V71H205ZM162 71V72H161ZM11 74V78H10V76H9V73ZM170 72V73H169ZM198 72V73H197ZM200 72V73H201ZM205 72V73H204ZM226 72V73H225ZM246 72V73H245ZM15 73H16V75H15ZM18 73V74H17ZM28 73V74H27ZM210 73V74H209ZM228 73V74H227ZM7 74H8V78H7ZM22 75L23 77H25V75ZM166 74H167V76H166ZM174 74H175V76H174ZM185 74H187V75H185ZM197 74V75H196ZM198 74H199V76H200V78L198 77ZM223 74H225V75H223ZM227 74V75H226ZM6 75V77H3V76H5ZM40 75H41V77H40ZM211 75H212V78L210 79V77H211ZM214 75V76H213ZM223 75V76H222ZM247 75H249V76H247ZM45 76V78H47V77H51V76H53V77H55L54 79H53V77H51L50 79V81H49V78L47 79V80H45L43 77ZM47 76V77H46ZM178 76H179V78H178ZM261 76L264 78V71H263V73L261 74ZM19 78V80H18V78ZM182 77V78H181ZM225 77V78H226ZM169 78H170V80H172V81H170L171 82V84L169 83V85L167 84L168 82L167 81H169ZM190 78V79H189ZM242 78H245V76L244 77H242ZM3 79L5 80V81H3ZM7 79V80H6ZM15 79L18 81H16V83H15ZM41 79L43 80L42 82H41ZM180 79V80H179ZM189 79V80H188ZM31 80H34V84L37 86V85H39L38 87H40L41 88V90L37 87V89H36V86L34 87L33 86V81H31ZM178 80V81H177ZM181 80H185L186 81V83L185 82H181L180 83V81ZM208 80V81H207ZM231 80V79H230ZM247 80H249V81H247ZM53 81V82H52ZM161 81V83H163L164 81V83L163 84H165V87H160L159 85L157 86L156 85V83H159V82ZM173 81H177L176 83H174ZM4 82H7V83H4ZM11 82H12V84H11ZM20 82V83H19ZM30 82H32L31 83V85H30ZM37 84H36V83ZM46 82H51V85H50V83H46ZM64 82H68V84L69 83H71V84H67V85H65V84H63ZM151 82V81H150ZM178 82H179V84H178ZM192 82H193V85H191L192 84ZM200 82V83H199ZM247 82V83H246ZM4 83V84H3ZM13 83H15L14 85H13ZM17 83H19V85L17 84ZM191 83V84H190ZM3 84V85H2ZM11 85V87L12 88H10V85ZM17 84V85H16ZM49 84V85H48ZM53 84V85H52ZM78 84V85H77ZM7 85V86H6ZM9 85V86H8ZM25 85V86H24ZM60 85V86H59ZM151 85H153V86H151ZM166 85H168L169 86V88H168V86H166ZM191 87H190V86ZM195 85V86H194ZM4 86H6V88L4 87ZM18 88H17V87ZM67 86V87H66ZM146 86V87H145ZM155 86V87H154ZM1 87H0V89H1ZM19 87H20V89H19ZM31 87V88H32ZM55 87V88H54ZM57 87V88H56ZM88 87H92L93 88V86L92 85H89ZM153 87V88H152ZM167 87V88H166ZM190 87V88H189ZM17 88V89H16ZM51 88V89H50ZM191 88H193V89H191ZM19 89V90H18ZM53 89V90H52ZM189 89H191L190 91H189ZM39 90V91H38ZM48 90V91H47ZM87 90H88V88H87ZM168 91V93H167V91ZM185 92H184V91ZM41 91H43V93L41 92ZM106 91V90H105ZM165 91H166V93H165ZM175 91V92H174ZM183 92V95H185L184 97H183V95H182V92ZM14 92V93H13ZM177 92H179V93H177ZM187 92V93H186ZM174 93L176 94V95H174ZM186 93V94H185ZM223 93V94H222ZM143 94V95H142ZM171 94H173L174 95V98H175V96H176V98L175 99H173V97H172V99H171V97H169V96H173V95H171ZM181 94V95H180ZM4 95V96H3ZM70 95V96H69ZM122 95V96H121ZM160 95H162V96H160ZM195 95V96H194ZM6 96V97H5ZM69 96V97H68ZM134 96H136V98L134 97ZM163 96H165L166 98L164 99L163 98ZM178 96H180V98L178 97ZM182 96V97H181ZM224 96H225V98H227V99H225L224 98ZM6 98L5 100H3V99H1V98ZM114 97H115V95H114ZM169 97V98H168ZM178 97V98H177ZM194 97H197V98H194ZM219 97V98H218ZM69 98H71V99H69V101H68V99ZM220 98H222V99H220ZM13 99V100H12ZM18 99H20V100H18ZM134 99V100H133ZM177 99V100H176ZM128 100V101H127ZM162 102H161V101ZM169 100V101H168ZM197 100H198V102L199 103H197ZM216 100V102H214ZM221 100V101H220ZM226 101V103H225V101ZM228 100H230L229 102H231V104L230 103H228ZM13 102V104H12V102ZM72 101V102H71ZM167 101V102H166ZM71 102V103H70ZM164 102H166V104H163ZM214 102V103H213ZM257 102H259V99H257ZM16 105H15V104ZM70 103V104H69ZM156 103V104H155ZM159 103H161V104H163V105H161L160 104V106L162 107V108H160V107H158V105H159ZM169 103V104H168ZM216 103V104H215ZM219 103V104H218ZM154 105V106H151V105ZM175 104V105H174ZM185 104V105H184ZM197 104V105H196ZM212 104H215V105H213L212 106ZM225 104V105H224ZM229 104V106H227ZM13 105H15V106H13ZM165 105H166V107H165ZM168 105V106H167ZM217 105V106H216ZM58 106H60L59 104L57 105H54V107H58ZM73 108H72V107ZM149 106H150V108H149ZM157 106V108H155ZM199 106L201 107V108H199ZM210 106L211 107H214L213 109H211V110H214L215 111V113L216 112H218V113H220V112H222V113H224V115L225 114H227L228 112H229V114H232V115H234V116H230L229 114H227L230 118H232L233 117V119L231 120V119H227V117L226 116H224L222 113H220V115L222 114V116H220V117H218L219 116V114L217 113V114H215L214 113V111H212V113L213 114H211V110L209 111V109H210ZM216 106V107H215ZM225 106V107H224ZM10 107L11 108H13L14 107V110L12 109L11 110V112L13 111V113H11L8 109H10ZM71 107V108H70ZM81 107V108H80ZM147 108V109H144V108ZM154 107V108H153ZM165 107V108H164ZM194 107V108H193ZM229 107V108H228ZM19 108V107H18ZM84 108V109H83ZM95 108V109H94ZM149 108V109H148ZM198 108V109H197ZM204 110H203V109ZM225 108H228V110H230V111H233V112H231L230 113V111H228V110H226ZM237 108V109H236ZM72 109V110H71ZM124 111H123V110ZM138 109V115H137V112H136V110ZM140 109V110H139ZM141 109H143V110H141ZM150 109L152 110V111H150ZM153 109L155 110L154 112H153ZM167 109H171V110H173V111H167ZM187 110L186 111V113H184V110ZM7 110L9 111V112H7ZM179 110L181 111V112H183V113H181V116H180V118L179 117H176V116H178V112H179ZM191 110V111H190ZM198 110V111H197ZM226 110V111H225ZM6 113H5V112ZM88 111H90V112H88ZM201 111V112H200ZM228 111V112H227ZM3 112V113H2ZM20 114V115H18V113ZM136 112V113H135ZM158 112V113H157ZM165 112V113H164ZM171 113V115H170V113ZM196 112V113H195ZM202 112H204L203 114H202ZM234 112H235V114H234ZM241 112V113H240ZM245 112H246V114H245ZM9 113L11 114L10 116H9ZM17 113V114H16ZM193 113H195V114H193ZM244 113V114H243ZM14 114H16V115H14ZM179 114H180V112H179ZM218 115L217 116V118H219V119H217L216 118V116H213V115ZM241 114V115H240ZM247 114H248V116H247ZM262 114V115H261ZM8 115V116H7ZM176 118H179V119H175V117ZM184 115V116H183ZM200 115V116H199ZM12 116L14 117V118H12ZM184 118H183V117ZM195 116H197L196 117V121H194V123L196 122L197 123V125L195 126L194 125V123L192 122L193 120H195ZM209 116H212V117H209ZM225 117L226 119H227V121H226V119H224V118H222V117ZM238 116V117H237ZM242 116V117H241ZM244 117V118H243ZM246 117V118H245ZM3 118V119H2ZM99 120L98 121H100L99 123H98V121L96 122V121H91V122H89V123H84L86 126V128H87V130H90V131H93V132H95V131H97V130H100V124H101V122H103V123H106V122H110V118H111V116H102V115H100L99 117ZM107 118H109V120H107ZM139 118H141V119H139ZM142 118H143V120H142ZM183 118V119H182ZM192 118H194V119H192ZM197 118H198V121H197ZM208 118L210 119V121H208ZM215 118L217 119L216 121H218V120H220V122H217L216 123V121H213V120H215ZM238 118H239V120H238ZM244 120H243V119ZM248 118V119H247ZM261 118V119H260ZM101 119H102V121H101ZM126 119H128V120H126ZM144 119L146 120V121H144ZM149 119V120H148ZM152 119H154V120H152ZM156 119V120H155ZM182 119V120H181ZM192 119V120H191ZM222 119H224V120H222ZM237 119V120H236ZM241 119V120H240ZM15 120V121H14ZM107 120V121H106ZM130 120V121H129ZM160 121V122H158V121ZM190 120V121H189ZM200 120V121H199ZM222 120V121H221ZM229 120H230V122H229ZM246 120V121H245ZM14 121V122H13ZM19 121V122H18ZM22 123H21V122ZM122 121V122H121ZM126 121V122H125ZM127 121H129V122H127ZM141 121H143V122H141ZM168 121V122H167ZM173 121V123H171ZM184 121H185V123L187 124L188 122H190L191 123V125H190V123H188V125H186V124H184ZM187 121V122H186ZM210 123V124H213V128L214 129H211L212 128V125H210L208 122ZM214 123H213V122ZM26 122V121H25ZM144 122H146V123H144ZM156 122V123H155ZM165 122V123H164ZM183 122V123H182ZM203 122H204V124H203ZM205 122H207L208 124H209V127H208V124L206 125V123ZM236 122V123H235ZM262 122H264V121H262ZM3 123V124H2ZM142 123L144 124V125H142ZM166 123H167V125H166ZM216 123V125L218 126V125H221L219 128L218 127H216L214 124ZM10 124V125H9ZM13 124V125H12ZM91 124V125H90ZM147 124V125H146ZM157 125V127H156V125ZM203 124V125H202ZM233 124V125H232ZM8 125V126H7ZM90 125V126H89ZM132 125H134V126H132ZM178 125H180V126H178ZM182 125V126H181ZM184 125V126H183ZM194 125V126H193ZM7 126V127H6ZM155 126V127H154ZM206 126H207V130H206V132H205V129H206ZM222 126H223V128H222ZM6 127V128H5ZM145 127V128H144ZM180 127V128H179ZM203 127L205 128L204 130H202L203 129ZM236 127V128H235ZM5 128V129H4ZM130 128V129H129ZM142 128H144V130L142 129ZM154 128H156V130L154 129ZM166 130H165V129ZM168 128V129H167ZM174 128V129H173ZM200 128V129H199ZM222 128V129H221ZM228 128H230V129H228ZM16 129V128H15ZM130 131H129V130ZM142 129V130H141ZM208 129H211V132L208 130ZM217 129H220V130H217ZM227 129V130H226ZM128 130V131H127ZM138 130V131H137ZM168 130H169V132H168ZM180 131V132H178V131ZM195 130V131H194ZM214 130H216V131H213ZM223 130H224V132H223ZM15 131V130H14ZM189 131V132H188ZM194 131V132H193ZM28 132H33V130H30V131H28ZM145 132L146 133H148V135L147 134H145ZM150 132V133H149ZM165 132V134H163ZM205 132V133H204ZM207 132H209V133H207ZM14 133V132H13ZM12 133V134H13ZM167 133V134H166ZM175 133H177V136H176V134ZM179 133V134H178ZM204 135L203 137H204V139L202 138V136H201V138H202V141L205 143H202L201 142V138H199L200 137V135H202V134ZM208 135H207V134ZM221 133V134H220ZM15 134V133H14ZM37 134H38V136H37ZM43 134V135H42ZM157 134H158V136H157ZM169 134V136H167ZM218 134V135H217ZM145 135H147V136H145ZM167 136V138L166 139H163L164 138V136ZM171 135V136H170ZM174 135V136H173ZM205 135H207V138H206V136ZM223 135H224V137H223ZM37 136V137H36ZM48 136V137H47ZM129 136H130V138H129ZM165 136V137H166ZM219 136V137H218ZM6 137V136H5ZM4 137V138H5ZM16 137H18V138H16ZM29 139H28V138ZM42 137V138H41ZM126 137H127V140L128 139H130V140H125L126 139ZM135 137V138H134ZM149 137V138H148ZM222 137L224 138V141H223V139H222ZM10 138H11V140H10ZM41 138V139H40ZM178 138V139H177ZM191 138H192V140H191ZM198 138H199V140H198ZM146 139V140H145ZM160 139L163 141H161V143L159 142L160 141ZM190 139V140H189ZM207 139V140H206ZM212 139V140H211ZM216 141H218V142H216ZM219 139H221V140H219ZM234 139H237V138H234ZM242 139V140H241ZM10 142H9V141ZM28 140H30V141H28ZM156 140H158L157 141V143L159 144V146H157L158 144L156 143ZM167 140V141H166ZM170 140H172V142H170V144H166V142L167 143H169L168 141H170ZM197 140V141H196ZM210 140H211V142H214V144H212L211 142H210ZM214 140V141H213ZM249 140V141H248ZM125 141H126V143H125ZM145 141V142H144ZM173 141H175V144H174V142ZM176 141H178V143L176 142ZM189 141H192V142H189ZM206 141V142H205ZM232 141H234V140H232ZM243 143H242V142ZM250 141H252V142H250ZM35 142V143H34ZM147 142V143H146ZM199 142V143H198ZM209 142H210V144H209ZM227 142H229V143H227ZM248 142H250V144L248 143ZM24 143V144H23ZM135 143V146L134 145H132V144H134ZM140 143V144H139ZM171 143H173L172 145H174V146H172L171 145ZM176 143H177V145H176ZM187 143V144H186ZM200 143H202L201 145L202 146H199V144ZM216 143V144H215ZM224 145H222V144ZM234 143V144H233ZM241 143V144H240ZM25 144H27V145H25ZM145 144V145H144ZM147 144V145H146ZM189 144V145H188ZM212 144V145H211ZM221 144V145H220ZM229 144V145H228ZM249 144V145H248ZM3 145V146H2ZM15 145H18V146H16L15 147ZM131 145H132V148H131ZM140 145V146H139ZM170 145V146H169ZM207 145H208V149H207ZM215 145V146H214ZM226 145V146H225ZM248 145V146H247ZM254 145V146H253ZM11 146V147H10ZM28 146V147H27ZM125 146V147H126ZM144 146V147H143ZM159 147V148H157V147ZM169 148H168V147ZM172 146V147H171ZM186 146H187V148H186ZM195 146H197L198 148V151H195L196 149V147ZM211 146H212V148H211ZM218 146V147H217ZM224 147H226V148H229L228 150H229V152L228 151H224L223 150V148ZM229 146V147H228ZM14 147V148H13ZM31 149H30V148ZM134 147V148H133ZM156 147V148H155ZM170 147L173 149H171L170 150ZM174 147V148H173ZM184 147V148H183ZM201 147V148H200ZM204 147H206L205 149H204ZM214 147H215V150H213L214 149ZM217 147V148H216ZM248 147H249V149H248ZM252 147V148H251ZM16 148H18V149H16ZM121 149L120 150V152H119V150L118 149ZM168 148V149H167ZM225 148V150H227ZM257 148V149H256ZM117 149V150H116ZM143 149H145V151L143 152ZM156 149V151L154 152V150ZM185 150V151H183V150ZM212 149V152L210 151ZM220 149H221V151L224 153V155L225 154H227V155H230L231 153H233V155H231L230 156V158H229V162H230V166H229V163H227V156L225 155V156H223V154H221L222 152L220 151ZM243 149V150H242ZM254 149H256V150H253ZM10 150H11V152H10ZM21 150V151H20ZM28 150H30V151H28ZM110 150V151H111ZM123 150V151H122ZM167 150H170L169 152L167 151ZM206 150H207V153H206ZM233 152H232V151ZM250 152V154H248L249 152ZM17 151V152H16ZM131 151V152H130ZM143 152V153H141V152ZM167 152L166 154H165V156L163 155L162 156V153L164 154V152ZM179 151H180V153H182V154H178L179 153ZM213 151H215V152H213ZM258 151V152H257ZM29 152V153H28ZM171 152H173L172 153V156H171ZM184 152V153H183ZM199 152V153H198ZM208 152H209V154H208ZM210 152H211V155H213L212 157H214L213 159H211L210 157H211V155H210ZM221 152V153H220ZM246 152V154L244 155V153ZM248 152V153H247ZM26 153H28V155L26 154ZM31 153V154H30ZM153 153V154H152ZM155 153V154H154ZM187 153H188V155H187ZM214 153V154H213ZM251 153H258L257 155L259 156V154H261L260 156H259V160L255 157L256 156V154H255V156L253 155V154H251ZM15 154V155H14ZM20 155V156H18V158H17V155ZM118 155V157H117V155ZM120 154V155H119ZM193 154H200V155H196L197 156V158H196V156L194 155V157H191V155L193 156ZM205 154V155H204ZM13 155V156H12ZM31 155V156H30ZM115 155V156H114ZM148 155V156H147ZM154 157H153V156ZM167 155H169L170 157H168ZM224 157L223 159H225L226 160V163L225 162H223L222 160H220V159H222L221 157L222 156ZM249 155V156H248ZM139 156V157H138ZM141 156V157H140ZM145 156V157H144ZM150 156H152V157H150ZM158 156H161L162 158H160V157H158ZM187 156H189V157H187ZM210 156V157H209ZM245 156V157H244ZM253 156H254V159H253ZM33 157V158H32ZM114 157V158H113ZM147 158V157H149V158H147L148 159V161H146V159H144V158ZM171 157H180V160L178 159L177 160V162L178 163H171V162H175ZM188 159H187V158ZM220 157V158H219ZM131 158V159H130ZM143 158V159H142ZM156 158H158V159H156ZM159 158L160 159H162L161 161L162 162H160L161 164L160 165H156L157 163H159V161H157V160H159ZM168 158H170V160L168 159ZM190 158V159H189ZM191 158H193L192 160H191ZM199 158V159H198ZM242 158H244L243 160H242ZM256 158V159H255ZM260 158H261V160H262V163H263V165H262V163L260 164V162H261V160H260ZM4 159V160H3ZM114 159V160H113ZM118 159V160H117ZM129 159V160H128ZM141 159H142V161H141ZM149 159H151V161H152V159H154L153 161H154V164L156 165H153V162H150V160ZM165 159V160H164ZM181 159H182V161H181ZM187 159V160H186ZM252 159V160H251ZM14 160V161H13ZM29 160V161H28ZM115 160H116V162H117V164L115 163ZM125 160V161H124ZM127 160V161H126ZM133 160V161H132ZM135 160H137V161H135ZM139 160H140V162H142V163H140L139 162ZM144 160V161H143ZM173 160V161H172ZM195 161V165L193 164L194 163V161ZM238 160H240V161H238ZM241 160H242V162L243 161H245V162H243L244 164L242 165V162H241ZM254 160H255V165H257V164H260L259 166L257 165L256 166V168L258 167V169H256L255 167L253 168V167H250V165L254 162ZM258 160V161H257ZM28 161V162H27ZM48 161L49 160H46L45 161V163H44V165L43 166H46V165H48V164H46V163H48ZM109 162V164L107 163V162ZM115 163V166H114V163ZM122 161H124V162H122ZM171 161V162H170ZM181 161V162H180ZM186 161V162H185ZM217 161H218V163L220 164H226V165H224V167H222L221 168V164L219 165L218 163H217ZM220 161V162H219ZM238 163H237V162ZM250 161H252V163L251 164H248ZM257 161V162H256ZM12 162V163H11ZM110 162H111V164H113V165H111V168H110ZM118 162H119V164H121V165H119L118 164ZM135 162L136 163H138V164H135ZM150 162V163H149ZM164 162L166 163V164H164ZM180 162V163H179ZM182 162H185V163H182ZM190 163V165L192 164V167L191 166H189V167H187L189 164L188 163ZM193 162V163H192ZM207 162H209V164L210 165H208V163ZM223 162V163H222ZM240 162H241V164H240ZM248 162V163H247ZM10 163V165H8ZM122 163H123V165H122ZM148 163V164H147ZM169 163V165H167ZM186 163H187V165H186ZM205 163H206V165H205ZM216 163H217V165H219V166H217L216 165ZM232 163V164H231ZM238 165H237V164ZM46 164V165H45ZM149 164H151V165H149ZM172 164V165H171ZM174 164V165H173ZM184 164L186 165L185 167H184ZM199 164V166L200 167H202L200 170H198V167H195L196 165H198ZM15 165V166H14ZM23 165V166H22ZM117 165V166H116ZM119 165V166H118ZM165 165V166H164ZM194 165V166H193ZM203 165V166H202ZM208 165V166H207ZM229 167H228V166ZM234 165H236V166H234ZM254 165V166H255ZM262 165V166H261ZM8 166V167H7ZM81 166L83 167V165L82 164H80L79 166H78V168L76 169V171H75V175H76V178H78V179H80V178H82L83 177V175H84V173H83V169L81 168ZM121 166V167H120ZM122 166H123V168H122ZM137 166H139V167H137ZM154 168H153V167ZM158 166V167H157ZM171 166H173V168L171 167ZM210 166H212V167H210ZM226 166V167H225ZM108 167V168H107ZM138 168V169H135V168ZM148 167H150L149 169H147ZM167 167V168H166ZM171 167V168H170ZM182 169H181V168ZM199 167V168H200ZM215 167H216V169H215ZM235 167V168H234ZM240 167V168H239ZM260 167V168H259ZM6 168L8 169V170H6ZM13 170H12V169ZM128 168H129V170H128ZM151 168H153L152 169V175L149 173V172H151ZM158 170H157V169ZM205 168V169H204ZM218 168V169H217ZM224 168H227V170H225ZM232 168V169H231ZM246 168V171L247 172H244V169ZM252 168V169H251ZM1 169V168H0ZM109 169V170H108ZM114 170V171H112V170ZM126 169V170H125ZM133 171H132V170ZM156 169V170H155ZM172 169H173V171H172ZM194 170V172L196 173V171H197V179H199V180H197V179H195L196 178V176H194V172H192L193 170ZM212 170V172L214 173V170H215V172H217L215 175L213 174L212 175V172H211V170ZM228 169H231L232 171H228ZM234 169V170H233ZM10 170H11V172H13V174L10 172ZM111 170V172H110V176L111 177H113L114 176V178H111L109 175H108V172ZM120 170H122V171H120ZM147 170L149 171V172H147ZM167 170V171H166ZM170 170V171H169ZM189 170H191V171H189ZM251 170H252V172H251ZM256 170V171H255ZM132 173H131V172ZM144 171H145V173L146 174H144ZM155 171V172H154ZM187 171V172H186ZM227 171V172H226ZM240 171V172H239ZM242 171V172H241ZM254 171V172H253ZM94 172V173H93ZM103 172H105V173H103ZM142 172H143V174H142ZM157 172V173H156ZM169 172H171L170 173V177H172L171 175H173L174 176V178L172 177V178H170V177H168L169 176ZM180 172H182V173H180ZM185 172V173H184ZM192 172V173H191ZM226 172V173H225ZM103 173V174H102ZM138 173L139 174H142V176L141 175H138ZM165 173H168L167 174V176L166 175H164ZM174 173V174H173ZM191 175H190V174ZM209 173H211V174H209ZM228 173V174H227ZM242 173H243V175H245V178H244V176L242 175ZM246 173V174H245ZM247 173H249V174H247ZM11 174V175H10ZM98 174V175H97ZM112 174V175H111ZM125 174H126V176H125ZM227 174V175H226ZM10 175V176H9ZM13 175H15V176H13ZM19 177H18V176ZM29 175V174H28ZM42 175H44L45 177V180H48V181H51L53 184H59L60 186H62L63 185V187H66V188H68V186L70 185V182H69V180L67 179V178H65V177H62L61 175H59V172L56 170H46L45 171V173L44 174H42ZM103 175V176H102ZM124 175V177H123V179L121 180V177ZM154 175V176H153ZM163 175V176H162ZM178 175V176H177ZM196 175V174H195ZM223 175H225V177H226V180H225V177L223 176ZM229 175V177H227ZM242 175V176H241ZM90 176V177H91ZM109 176V177H108ZM155 176H157V177H155ZM162 176V177H161ZM179 176H181V177H183V178H181V177H179ZM187 176V177H186ZM192 176H194L195 178H192ZM215 176V177H214ZM239 176V177H238ZM247 176V177H246ZM15 177V178H14ZM50 177V178H49ZM106 177L108 178L107 180L108 181H106L105 179H106ZM127 177H128V179H127ZM142 177V178H141ZM160 177L162 178V179H160ZM179 177V178H178ZM200 177V178H199ZM230 177H232L231 179H230ZM233 177H234V179H237V180H234V182L232 181L233 180ZM262 177V178H261ZM15 179V181H17V182H15V183H13V181L12 180H14ZM46 178H48V179H46ZM61 178V179H60ZM94 178H96V182L93 180L92 181V179H94ZM126 178V179H125ZM152 178V179H151ZM156 178V179H155ZM159 179V181H156V180H158ZM165 178V179H164ZM169 180H171L172 179V182H174V183H167V182H169L168 181V179ZM177 178V179H176ZM180 178H181V180L183 179V181L184 182H182L181 180H180ZM209 178H212V179H210L211 181H208V179ZM220 180H219V179ZM224 178V179H223ZM228 178H229V180H231V183H230V181L228 180ZM17 179V180H16ZM58 179V180H57ZM110 179V180H109ZM142 179H144V181L142 180ZM149 179H150V183L148 182L149 181ZM176 179V180H175ZM191 179V180H190ZM192 179H194L195 181H193ZM206 179V180H205ZM223 179V180H222ZM9 180V181H8ZM39 180V179H38ZM125 180V181H124ZM131 180L133 181V183L131 184ZM175 180V181H174ZM180 180V181H179ZM246 180H247V182H246ZM253 180H257L256 182L255 181H253ZM58 181V182H57ZM111 181V182H110ZM145 181H147V182H145ZM152 181V182H151ZM156 181V182H155ZM167 181V182H166ZM196 181H197V183H198V185H197V183H196ZM198 181H200V182H198ZM229 181V182H228ZM241 181H242V183H241ZM252 181H253V183H252ZM263 181V182H262ZM92 182V183H91ZM116 182V183H115ZM143 182H145V183H143ZM180 182H182L181 184H183V183H185V185H182V187H180ZM202 182V184H199V183H201ZM207 182H209V183H207ZM227 182V183H226ZM260 182V183H259ZM69 183V184H68ZM109 184V186H108V184ZM130 184V185H128V184ZM147 183V184H146ZM149 183V184H148ZM196 183V184H195ZM203 183H207V185L210 187H208V186H206V184H203ZM234 183V184H233ZM236 183H240V185L239 184H236ZM245 183V184H244ZM251 183V184H250ZM263 183V184H262ZM5 184H7V186L5 185ZM22 184V185H21ZM62 184V185H61ZM90 184V185H89ZM94 184L96 185L95 187H94ZM139 184H141V185H139ZM154 184V185H153ZM158 184V185H157ZM167 184H170V185H173V184H175V185H173V186H168ZM255 184V185H254ZM257 184V185H256ZM260 184V186H258ZM14 185H16V186H18V189H19V191H18V189L17 188H15L16 186H14ZM21 185V186H20ZM82 185L84 186V187H82ZM120 185V186H119ZM123 185V186H122ZM149 185V187L148 188H151V191H153L152 193H151V191H150V189H148V191H146L147 190V186ZM197 185V186H196ZM204 185V186H203ZM218 185V186H217ZM4 186H6V187H4ZM33 186V188H32V190H31V187ZM91 186V187H90ZM93 186V187H92ZM126 186V187H125ZM132 186V187H131ZM154 186V187H153ZM156 186H158V188L156 187ZM193 186H195V187H193ZM214 186V187H213ZM217 186V187H216ZM236 186V187H235ZM239 186V187H238ZM261 186H263V187H261ZM28 187H30V188H28ZM86 187V188H85ZM91 189H90V188ZM99 187H102L100 190H98V188ZM129 187V188H128ZM139 187V188H138ZM145 187V188H144ZM155 187H156V189H158V190H156L155 189ZM171 189L172 188V190H170L169 188ZM178 187H180V189L178 188ZM253 187V188H252ZM255 187V188H254ZM12 188L14 189V191L16 192V193H18V194H20V195H18V194H16V193H14V191L12 190ZM42 190H41V189ZM95 188V189H94ZM127 188V189H126ZM142 188L145 190H142ZM178 188V191L176 190ZM208 188H209V191H208ZM227 188V189H226ZM245 190H244V189ZM2 189H3V191H2ZM7 189V190H6ZM87 189H89L90 191H92V189H93V191H92V193H90V191L89 190H87ZM97 189V190H96ZM103 189V190H102ZM133 189V190H132ZM138 189H141V190H138ZM165 189V190H164ZM185 189V190H184ZM211 189V190H210ZM226 189V190H225ZM232 189H233V191H232ZM236 189H239V190H237V191H235ZM18 192H17V191ZM81 190V191H80ZM112 190V191H111ZM129 190H132V191H130L131 193V195L129 194ZM135 190H137L136 192H135ZM206 190V191H205ZM221 190H223V192L221 191ZM251 190V191H250ZM254 191V195H253V191ZM12 191V192H11ZM40 191V192H39ZM43 193H42V192ZM88 191V192H87ZM110 191V192H109ZM141 193H140V192ZM163 191H165L164 193H163ZM166 191H170V192H166ZM183 191V194L181 193V192ZM187 191V192H186ZM202 191V192H201ZM210 191H211V193H210ZM216 191H217V193H216ZM218 191H219V193H220V191H221V194L223 193V195L225 196H223V195H221V194H219L218 193ZM225 191H226V195L224 194L225 193ZM22 194H21V193ZM81 192V193H80ZM147 192H149L150 194H148ZM163 194H162V193ZM199 192H201V193H199ZM235 192H237V193H235ZM250 192H252V194L250 193ZM11 193H13V195H15V196H17L16 198H18L19 200H21L22 199V196H24L25 197V195H27L26 197L27 198H29V193L31 194V195H33V197L34 198H32L31 196V198L30 199H28V201L30 200L31 202H26L25 203V205H22L24 202H19L16 198H15V196H12L11 195ZM42 193V194H41ZM45 193V194H44ZM47 193V194H46ZM78 193L81 195H79L78 196ZM146 193H147V195H146ZM166 193H168V194H166ZM197 193H199L198 195H196ZM210 193V194H209ZM235 193V194H234ZM247 193H248V195H247ZM0 194V195H1ZM3 194H7V195H9V196H11V197H8L7 195H3ZM90 194V195H89ZM110 194H112L111 196H110V198H109V195ZM128 194H129V196H128ZM136 194H138V195H136ZM144 194V195H143ZM152 194V195H151ZM166 194V195H165ZM201 194H202V196H201ZM204 194V195H203ZM237 194H241V195H239L240 197H238V195ZM251 194V195H250ZM40 195H42V197H45V198H42ZM76 195H77V197H79V199L78 200H80V201H78L77 200V202H75L76 200L75 199H77V197H76ZM91 195H93V198H92V196ZM108 195V196H107ZM116 195H117V197H119V199L116 197ZM149 195H150V197H149ZM183 195V196H182ZM196 195V196H195ZM250 195V196H249ZM3 196H5V199L4 200H6L5 202H2L3 200H2V198H3ZM124 196H128L127 198H124ZM141 196V197H140ZM143 196H147V198L149 197V201L148 200H144L145 199V197H143ZM166 196L167 197H169L168 199L166 198ZM199 196V197H198ZM201 196V197H200ZM207 196H208V198H207ZM236 196V197H235ZM21 197V198H20ZM67 197H69V198H67ZM75 197V199H73ZM82 197V198H81ZM108 197V198H107ZM134 197V198H133ZM164 197V198H163ZM183 197V198H182ZM188 197V199H186ZM189 197H190V199H189ZM222 197H224V199L225 200H223V198L221 199ZM263 197V198H262ZM12 198H14L13 200H12ZM39 198H41V199H39ZM82 200H81V199ZM86 198V199H85ZM89 198H91V199H89ZM115 200H114V199ZM117 198V199H116ZM124 198V199H123ZM130 198H133V199H129ZM146 198V199H147ZM178 200H177V199ZM215 198V199H214ZM217 198V199H216ZM227 198H229V200H226ZM243 198V199H242ZM245 198V199H244ZM255 198V199H254ZM9 199H10V201L12 200V202H10L9 201ZM16 199V200H15ZM34 199V200H33ZM35 199H37L36 200V204H37V201H41V205H39V206H42V204H43V206L45 207V210L44 211H41V212H39V213H37L34 209L36 208V206H37V208L36 209H39L40 207L38 206V204L37 205H34L35 203H34V201H35ZM88 199V200H87ZM94 199V200H93ZM127 199V200H126ZM154 201V203L155 204H157L159 201L160 202H162L163 201V199H164V201L162 202V203H158V205H153L154 203H153V201ZM162 199V200H161ZM174 199H176V203L174 202ZM213 199V200H212ZM242 199V200H241ZM261 200V199H263V203H262V200L261 201H258V200ZM14 200H15V202H14ZM32 200H33V203H32ZM64 200H65V202H64ZM85 201V203H84V201ZM102 200V201H101ZM114 200V201H113ZM156 200H158V202H156ZM211 200V201H210ZM252 200V201H251ZM256 200V201H255ZM21 201H23V200H21ZM43 201V202H42ZM52 201H53V203H54V205H55V208L53 207H50L51 206V204H53L52 203ZM62 201V202H61ZM111 201H113L112 203H111ZM116 201H117V204H114V203H116ZM147 201H148V203H150L151 204V206L153 207H155V208H152V207H150L149 208V206H150V204L148 205V203H147ZM187 201V202H186ZM216 203H215V202ZM221 201V202H220ZM223 201H228V204H229V202H231L230 203V205H229V207H228V205L226 204L225 206H224V204L225 203H227V202H223ZM233 201V202H232ZM258 201V202H257ZM142 202V203H141ZM143 202H145V203H143ZM190 202V203H189ZM210 202H213V203H215L214 205L212 204V203H210ZM246 202H248V205H246ZM251 202V204H254V206L255 205H258V207L260 208H258L257 210H258V214H257V210H256V212H255V217H254V214H253V212L255 211L254 210V208H256V206L254 207L253 205H251V204H249ZM254 202V203H253ZM259 202H261V203H259ZM4 203V204H3ZM5 203H7V204H5ZM9 203V204H8ZM12 205H11V204ZM29 203H31V205L29 204ZM44 203H45V205H44ZM62 203H64V205L62 204ZM73 203H74V205H73ZM76 203V204H75ZM79 203L81 204L82 203V205H83V207H82V205L81 206H78L79 205ZM173 203H174V205H173ZM197 203V204H196ZM210 203V204H209ZM219 203H221V204H219ZM233 203V204H232ZM262 204V205H260L259 206V204ZM17 204V205H16ZM28 204H29V208H27V206H28ZM40 204V203H39ZM62 204V205H61ZM66 204V205H65ZM142 204V205H141ZM165 204H166V206H165ZM179 204V205H178ZM185 204V205H184ZM186 204H188L187 206L188 207H186ZM239 205L240 206V208H239V206H237L239 209H241V208H245L244 206H247V208H245V209H241V210H239L235 205ZM242 204H243V206H242ZM245 204V205H244ZM5 205V206H4ZM10 205V206H9ZM50 205V206H49ZM54 205H52V206H54ZM57 205V206H56ZM69 205H73L72 207L71 206H69ZM88 205V206H87ZM146 205V206H145ZM148 205V206H147ZM184 205V206H183ZM211 205H213V206H211ZM9 206V207H8ZM18 206V207H17ZM19 206H22V207H19ZM33 206H34V208H33ZM75 206V207H74ZM85 206H87V207H85ZM118 206V207H117ZM121 206V207H120ZM123 206V207H122ZM232 206V208L231 209H234L233 211H234V213L236 214V217H235V221L234 220H232L233 218H232V216L234 215L232 212L233 211H231V209H229L230 207ZM234 206V207H233ZM251 206V207H250ZM261 206L263 207V208H261ZM14 207V208H13ZM44 207H42V209H44ZM67 207H70V211H69V213H72V214H69L70 216H73V218L74 219H72V218H68V214H67V212H68V208ZM102 207V208H101ZM185 207V208H184ZM194 207V208H193ZM201 207V208H200ZM224 207V208H223ZM236 207V208H235ZM248 207H250V213H248L249 212V210L247 211V209H248ZM253 207V208H252ZM13 209L14 211H13V213H12V211L10 212V209ZM49 208H51V209H53V211L52 210H50L49 211ZM72 208H73V210H72ZM85 209V212L87 213V212H89V216L83 211H80V209ZM90 208V209H89ZM99 208H100V210L102 211L103 210V214H100L101 213V211L99 210ZM137 210V211H135V209ZM147 208H148V210H150L149 212H151L152 210V212L151 213H149L148 211H147ZM209 208V209H208ZM8 209V210H7ZM11 209V210H12ZM18 210V212H17V210ZM21 209L24 211H21ZM30 209H32V211L30 210ZM81 209V210H82ZM96 209V210H95ZM124 209V210H123ZM213 209H215V210H213ZM221 210L222 209V212H224L223 211V209L224 210H228V211H231V212H229V213H227V211H226V213L224 212L223 214L221 213V214H219L220 212H218V211H216V210ZM7 210V211H6ZM55 210H56V212H55ZM88 210V211H87ZM106 210V211H105ZM125 210H128V211H125ZM130 210V211H129ZM194 210V211H193ZM205 210H206V213H205ZM211 210V211H210ZM215 211V212H217V213H213L212 214V212L213 211ZM4 211H6V212H4ZM15 211H16V214H15ZM31 211V212H30ZM34 211V212H33ZM46 211H49L48 213L46 212ZM54 213V215H53V213ZM57 211H59L58 213H57ZM105 211V212H104ZM120 211H122L123 213H121ZM140 211V212H139ZM155 211V212H154ZM167 211V212H166ZM208 211H210L209 213L210 214H212V215H210L209 213L207 214V212ZM236 211V212H235ZM242 211H245L244 212V214H243V212ZM260 211V212H259ZM261 211H263L262 213H261ZM19 212H21V213H19ZM30 212V213H29ZM42 212L44 213L43 214V216H41V214H42ZM97 212V213H96ZM110 212V213H109ZM116 212V213H115ZM129 212V213H128ZM191 212H193L192 214H191ZM203 212V213H202ZM242 212V213H241ZM10 213H12V215L10 214ZM19 213V214H18ZM26 213L27 214H29V216L31 215V217L30 218H28L27 216L28 215H26ZM41 213V214H40ZM56 213V214H55ZM82 213V214H81ZM83 213H85L86 215H87V217L85 216V215H83ZM94 213V214H93ZM104 213H107V215L108 214H110L109 216H106V214H104ZM120 213V215L118 216L117 214H119ZM124 213L126 214V216L124 215ZM137 213L139 214V215H137ZM156 214V216L155 215H153V214ZM230 213H232V215H230ZM238 213H240V214H238ZM263 214L262 216H261V214ZM23 214V217L26 215V217H27V219H26V217L25 218H20L21 217V215ZM35 216H34V215ZM52 214V215H51ZM60 214V215H59ZM65 214V215H64ZM114 214V215H113ZM118 216H116V215ZM137 215V216H135V215ZM148 216H147V215ZM150 214V215H149ZM161 215V217L159 216V215ZM203 214L205 215V214H207L208 216H209V218L210 217H212V219L210 218V219H208V218H206V220H203V219H205V216H203ZM217 216H216V215ZM224 214H228L227 216L225 215V216H223ZM247 214V216L249 215V217L248 218H250V219H246V217L247 216H244V215H246ZM252 214H253V216H252ZM259 214H260V219H258L257 218V215H258V217H259ZM18 215V216H17ZM51 215V216H50ZM81 215V216H80ZM99 215V216H98ZM101 215V216H100ZM103 215V216H102ZM111 215H113V217H111ZM123 215V218L122 217H120V216H122ZM146 215V216H145ZM159 217H158V216ZM172 215L175 217H172ZM206 215V216H207ZM220 217H222L223 216V221H224V223L227 225L228 223H229V225H231L230 224V222L232 223V225H231V227H230V229H226L225 228V231H226V233H227V231H228V233H229V231L231 230H233V232H232V234H234L235 235V232H236V229L238 228V227H241L242 225L243 226H247V224L248 223H252V224H250V225H252V226H250V225H248L249 227H243L242 226V230L244 229L245 230V232L244 231H242V230H240L241 228H238L239 229V231L241 232H239L238 231V229H237V238H236V236H234V235H232V234H230L231 233V231H230V233L228 234L227 233V235H232L230 238H229V236L227 237V241H230V242H228L229 243V246H228V243H227V241H224L223 242V240H225L224 238L226 237V234H225V232L224 233H222V234H220V238L219 239H221L220 241H222L223 242V244H222V242H221V244H220V246L222 245H224V246H226V247H220V246H217L214 242H211L212 243V245L210 246L209 245V243H208V246H206V244L207 243H205V242H203V241H201V240H203V237H204V235L206 234V232H205V229L206 228H210V231H211V228L213 227V226H215L216 225V222L218 221V219H219V216ZM242 215V216H241ZM10 216H12V218L10 217ZM15 216V217H14ZM75 216V217H74ZM116 216V217H115ZM198 216V217H197ZM200 216V217H199ZM237 216H239V218L237 217ZM242 217V219H241V217ZM243 216L245 217V218H243ZM13 217H14V219H13ZM35 219H34V218ZM40 217L42 218H44L45 217V219L44 220H39L40 219ZM67 217V218H66ZM79 217V218H78ZM84 217H86L87 219H90L91 221H93L92 223H94V225H92V223H91V221H89L88 222V220L86 219V218H84V219H86V220H83V218ZM104 217V218H103ZM127 217V218H126ZM145 217H146V219H145ZM173 219H172V218ZM196 217H197V219H196ZM224 217H226V218H224ZM231 218V220L232 221H230V218ZM254 217V218H253ZM261 217H263L262 219H261ZM5 218V219H4ZM17 218H20V219H22V220H19V222H18V220H15V219H17ZM31 218H33L32 220H30ZM42 218V219H43ZM82 218V219H81ZM106 218H108V219H106ZM119 218H122V219H119ZM126 218V219H125ZM144 218V219H143ZM156 218H159L160 220H157ZM216 218V219H215ZM228 218H229V220H228ZM253 218V219H252ZM4 219V220H3ZM27 220V221H25V223L27 224H25L26 225V227H25V225H24V220ZM59 219H60V221H59ZM76 219H78L77 221H76ZM104 221H103V220ZM105 219H106V221H105ZM117 219V220H116ZM139 219H140V221H139ZM147 219H149L150 221H151V224L154 222V221H158V222H162L161 224L160 223H158L157 221H156V224H157V226H155V225H152V226H150V222H149V220H147ZM186 220L185 221V228H187L188 227V229L189 230H191V226H193V228H194V225L196 226L194 229H193V231H195V230H197L195 233H197L198 235H196L192 230H191V233L192 234H190V231H188V232H184V234L182 233L183 231H185L184 229V220ZM199 219H201V220H199ZM215 219V221H212V220H214ZM225 219V220H224ZM244 219H246V221H244ZM252 219V221H250ZM258 219V220H257ZM9 220V221H8ZM11 220V221H10ZM71 220H72V222H71ZM123 220V221H122ZM149 222H147V221ZM197 220V221H196ZM199 220V221H198ZM208 220H211L212 222L210 223ZM240 220H242L241 222H242V224L240 225V223H239V221ZM17 223H16V222ZM35 222V223H32V222ZM45 221H47L46 223V225L47 226H49V228L45 225V223H44V225L46 226V227H44V225H43V222H45ZM76 221V222H75ZM120 221V223H118ZM138 221V222H137ZM145 221H146V223H145ZM205 222V223H200V222ZM228 221V222H227ZM237 221V223H235ZM250 221V222H249ZM260 221V222H259ZM6 222V223H5ZM12 222V223H11ZM15 222V223H14ZM59 224H61V225H59ZM62 222V223H61ZM73 222H75L74 223V225L72 224ZM87 222L90 224H88L87 225ZM115 222V223H114ZM142 222V223H141ZM167 222V223H166ZM189 222H191L190 223V225L189 226H186V223H187V225L189 224ZM200 224H199V223ZM208 222L210 223V224H208ZM214 222V223H213ZM244 222V223H243ZM245 222L247 223L246 225H245ZM5 223V224H4ZM11 223V224H10ZM19 223H21V227L19 226H17V225H19ZM78 223V224H77ZM140 223L142 224V225H140ZM155 223V222H154ZM166 223V224H165ZM196 223V224H195ZM207 223V224H206ZM233 223H234V226H235V228L233 227ZM239 223V225L237 226V224ZM9 224H10V226H9ZM16 224V225H15ZM30 224H32V225H30ZM37 224H39L38 226H37ZM75 224H77L78 225V227H81V229L82 230H76L75 228H78L77 227V225L75 226ZM99 224V225H98ZM102 224H104V227H103V225ZM127 224H129V226L127 225ZM179 224V225H178ZM200 226H199V225ZM212 224H213V226H212ZM236 224V225H235ZM12 225V226H11ZM16 227H15V226ZM24 225V226H23ZM34 225H35V227L37 226V227H39V228H36L35 229V227H34ZM88 227H87V226ZM142 226V227H140V226ZM203 225H205V228H203ZM208 225V227H206ZM15 227L14 229H13V232H12V227ZM41 226V227H40ZM60 226V227H59ZM64 226V227H63ZM74 226H75V228H74ZM84 226H85V228H84ZM100 226L102 227V228H104V230L105 229H107L106 231H104L102 228V231L101 230H99L100 229ZM132 226V227H131ZM139 226V227H138ZM143 226L146 228H143ZM155 226V227H154ZM177 226V227H179L178 229L176 228L175 230L173 229V228H175V227ZM180 226H181V229H180ZM199 226V227H198ZM212 226V227H211ZM33 227H34V229H33ZM51 227V228H50ZM86 227H87V231L88 232H86ZM89 227H91V230H90V228ZM95 227V228H94ZM112 227H113V229H112ZM126 227H128V228H126ZM166 227H169V228H172L171 229V233L169 232V228H166ZM184 229H183V228ZM190 227V228H189ZM199 228V230H198V228ZM262 227H263V225H262ZM18 228V229H17ZM60 228V229H59ZM61 228H63V229H65L64 230V232H63V229L61 230ZM92 228H94V229H92ZM98 228V229H97ZM131 228V229H130ZM132 228H134L135 230H134V232H133V230H132ZM138 228V230H136ZM149 230H152V232L153 233H159L157 236H160L161 234L163 235V238L162 239H164V238H169V240H168V242H167V239H165L163 242H162V244L164 245H162L161 246V240H159L160 242H159V246H158V241L156 242V244H154L155 243V240L158 238L157 236L155 237V236H153L154 234L153 233H151V231H149ZM168 229V232H167V230H165V229ZM201 228V229H200ZM202 228H203V230H202ZM234 228V229H233ZM25 229H27L26 231H23V230H25ZM44 229H46V230H44ZM48 229V230H47ZM71 229V230H70ZM72 229L73 230H75L74 232H72ZM96 229V230H95ZM124 229V230H123ZM127 229H129V230H131V231H127ZM141 229V230H140ZM166 231H164V230ZM188 229H186V230H188ZM212 229H214V227L212 228ZM247 229H249L248 231H250V232H252V236H253V234H254V236H253V238H252V236L250 235L249 236V234L245 237L243 234H246V232L247 233H249L248 231H247ZM15 230V231H14ZM34 230V231H33ZM58 230V231H57ZM92 231V233H94V232H96L97 230H99V231H97V233L96 234H98L99 236H96L95 238H94V236L96 235V234H93V236H90L91 234V232L90 231ZM95 230V231H94ZM146 230V233L144 232ZM179 230H180V232H179ZM201 230V231H200ZM207 230V229H206ZM209 230V229H208ZM8 231V232H7ZM47 231H49V232H47ZM57 231V232H56ZM76 231H79V232H76ZM81 231V232H80ZM84 231V232H83ZM94 231V232H93ZM111 231H112V233H111ZM116 231V232H115ZM127 231V232H126ZM143 231V232H142ZM149 231V232H148ZM176 231H178V232H176ZM182 231V232H181ZM204 233H203V232ZM213 231V230H212ZM224 231V230H223ZM9 232H11V235H10V233ZM59 232V233H58ZM60 232H62V233H60ZM68 233V235L66 234V233ZM89 233V234H86V233ZM99 232V233H98ZM122 232H123V234H122ZM134 233V236H133V233ZM142 232V233H141ZM161 232H163V233H161ZM199 232H202V233H199ZM242 232H244L243 234H242ZM7 233H8V235H10V237H8V235H7ZM51 233H54L55 235L54 236H52L51 235ZM71 233V234H70ZM72 233L74 234H76V235H78V236H76V240H75V238L73 237L74 235H72ZM80 233H82V234H80ZM104 233V234H103ZM174 233V234H173ZM179 234L178 235V237H181V239L180 238H178V237H176L177 236V234ZM183 235H189L190 234V236L191 235H193L192 237L193 238H196L197 237V239H193L192 237V239L190 238V237H188V236H183ZM186 233V234H185ZM188 233V234H187ZM194 233V234H193ZM239 233L240 234H242L245 238H246V240L244 239V238H242L241 236L242 235H240L239 236ZM19 235L20 236V238L18 237V236H16V235ZM46 234V235H45ZM48 234H49V236H48ZM63 234H65V237H66V240H65V238H64V235ZM80 234V235H79ZM88 237V235L91 237L90 238V240H88V242H91L92 241V239L94 238L96 241H92L93 243V245L91 244V243H88V245L85 243V244H83L82 246H81V244L79 243V242H82V238H83V240L85 239L84 237H85V235ZM107 234V235H106ZM109 234H111V235H109ZM112 234H113V236H114V234L115 235H119V236H117V239H118V237L121 239V241H120V239H119V241L120 242H123L122 244H119V242H118V240L115 238V237H113L112 236ZM136 234V235H135ZM141 234L144 236V234L145 235H147L148 236V239H150V242L148 241V239H143V237L141 236ZM176 234V238H173L174 237V235ZM200 234V235H199ZM224 234H225V236H224ZM251 234V233H250ZM0 235V236H1ZM23 235H25V236H23ZM35 235V236H34ZM41 235H42V237H41ZM69 235H71L70 237H67V236H69ZM83 235V237H81ZM109 236V237H106V236ZM128 235H130V236H128ZM156 235V234H155ZM194 235H195V237H194ZM201 235H203V236H201ZM221 235H222V237L223 238H221ZM7 236V237H6ZM16 238H15V237ZM50 236H52V238H50ZM59 236V237H58ZM101 236V237H100ZM133 236V237H132ZM142 237V239L144 240H142V239H140L141 237ZM165 236H167V237H165ZM171 236H173V237H171ZM200 236H201V240H199L200 239ZM239 236V237H238ZM250 237V238H248V240H247V237ZM256 236V237H255ZM33 237V238H32ZM53 237L55 238L56 237V239H54V241H52L51 239H53ZM58 237V238H57ZM79 237V238H78ZM93 237V238H92ZM103 237H104V239H103ZM111 237H113V239L111 238ZM122 237H123V239H122ZM125 237V238H124ZM130 237V238H129ZM160 237H162V236H160ZM189 239H191V240H189ZM232 237L233 238H235L234 240L232 239ZM8 239V238H10V239H8V240H5V239ZM11 238H12V240H11ZM20 240H19V239ZM39 238V239H38ZM43 238H44V240H43ZM67 238H69V239H67ZM73 238V239H72ZM89 238V237H88ZM103 239V241L105 240H107L106 242H103L102 241V239ZM107 238V239H106ZM111 238V239H110ZM126 238H127V240H126ZM129 238V239H128ZM144 238H146L145 236H144ZM154 238H155V240H154ZM170 238H171V240H170ZM173 238V239H172ZM179 239V241L177 240H175V239ZM182 238H187L188 240H189V243H188V241L187 240H185V241H187V242H185L184 243V245H183V243H182ZM230 240H229V239ZM240 238H242L241 239V241H243V242H241V241H239V239ZM5 241H4V240ZM18 239V240H17ZM41 239V240H40ZM61 239H64V241H66V243L68 242H70V246L72 245L73 247H70L69 246V244H68V247H67V245L65 246L64 244H65V242L63 243L62 241L63 240H61ZM93 239V240H94ZM99 239H101V241L99 240ZM109 239V240H108ZM114 239H116L117 241H116V243H118L119 245H122L121 246V249H119V247L117 248V250L114 248L115 246L117 247V244H115V243H113V240ZM132 239V240H131ZM233 241H232V240ZM250 239V240H249ZM251 239H252V242H251ZM74 240H75V243H76V245H75V243H74ZM99 240V241H98ZM110 240H111V242L113 243V245L111 244L110 245ZM158 240V239H157ZM173 240L175 241V242H177V244H175V245H173L174 243H173ZM235 240H238V242L240 243H242V245L240 246V247H237L238 249H236V250H234V247H236V246H239V243L237 242V241H235ZM16 241H18V242H16ZM44 241H45V243H44ZM57 241V242H56ZM73 241V242H72ZM98 241V242H97ZM184 241V240H183ZM199 241V242H198ZM201 241V242H200ZM246 241V242H245ZM249 241H250V243H249ZM262 241V242H261ZM33 242H34V244H33ZM48 242H50L51 243V245H52V247H54V248H52V249H56V246H57V249L56 250H54V252L55 251H58V249L60 250V251H62L63 252V254H62V252H60V251H58V252H56V253H49V252H51V251H49V252H47L48 250H52L49 246L50 245H47L46 243H48ZM52 242H54V243H52ZM115 242V241H114ZM127 242H129V243H127ZM172 242V243H171ZM235 242V243H234ZM236 242H237V244H236ZM248 242V245L247 244H245V243H247ZM257 242H260V243H257ZM4 243V244H3ZM15 243V244H14ZM25 243V244H24ZM39 243V244H38ZM56 243V244H55ZM63 243V244H62ZM77 243H78V247H77ZM100 243V244H99ZM153 243V244H152ZM166 243H168V244H166ZM182 243V244H181ZM187 243V244H186ZM199 243V244H198ZM202 243H204V244H202ZM210 243V244H211ZM214 243V244H213ZM224 243H226V245L224 244ZM235 244V245H233V244ZM240 243V244H241ZM14 244V245H13ZM19 244L20 245H22V247H19ZM33 244V245H32ZM44 244V245H43ZM59 244V245H58ZM115 244V245H114ZM150 244V245H149ZM179 244V245H178ZM231 244V245H230ZM244 244V245H243ZM250 244V245H249ZM253 244V245H252ZM258 246H257V245ZM260 244V245H259ZM263 244V245H262ZM10 245H13V246H10ZM43 245V247H41ZM65 247H67V248H65ZM75 245V246H74ZM91 245V246H90ZM102 245V246H101ZM110 245V246H109ZM168 245V246H167ZM170 245H172V246H170ZM182 245H183V247H182ZM199 245H200V247H199ZM232 245H233V247H232ZM245 245L247 246L246 248H245ZM12 248H10V247ZM33 246V247H34ZM46 246H48L49 248H47ZM114 246V247H113ZM166 246V247H165ZM212 248H210V247ZM213 246H217L218 248L220 247L221 249H219V250H217V247H216V250H217V252L215 251V252H213L214 250H215V247H213ZM251 246V247H250ZM253 246H256L257 247V249L255 248V247H253ZM34 247V248H35ZM41 247V248H40ZM47 248L46 249V254H48V255H46L45 253H44V250H43V252H42V249L43 248ZM74 247H76V248H74ZM80 247V249H78ZM82 247V248H81ZM99 247V248H98ZM111 247H113V251L111 250L112 248ZM143 247V248H142ZM162 247H165L166 249H164V248H162ZM171 247V248H170ZM179 247H182V248H179ZM185 247V248H184ZM192 247V248H191ZM193 247H194V249H193ZM195 247H196V249H195ZM202 247V248H201ZM232 248V250L230 249V248ZM244 248V250L242 249V248ZM251 249H250V248ZM255 248V249H253V248ZM73 248V249H72ZM110 248V249H109ZM191 248V252L189 251V249ZM200 248V249H199ZM205 248H207V249H205ZM208 248H209V250H208ZM224 248V249H223ZM227 248V249H226ZM239 248H241V249H239ZM259 248V249H258ZM40 249V250H39ZM65 249V250H64ZM199 249V250H198ZM203 249H204V251L206 252V250L208 251L207 253H208V256H207V254L204 252L203 253ZM211 249V250H210ZM228 249H229V251L231 250V251H233L232 253L234 254H231V251H230V253L228 252ZM64 250V251H63ZM92 250V251H91ZM96 250V251H95ZM115 250V251H114ZM169 250H171L170 252H169ZM181 250V251H180ZM195 250V251H194ZM245 250H247V251H245ZM37 251H39L37 254H36V252ZM78 251H79V253H78ZM94 251V252H93ZM112 251V252H111ZM146 251V252H145ZM176 251V252H175ZM223 251L224 252H226V253H224V254H222L223 253ZM258 251V252H257ZM262 252V253H260L259 254V252ZM17 252V253H16ZM52 252H53V250H52ZM61 253V255H60V253ZM98 252V253H97ZM118 252H119V255H117L116 256V254H118ZM125 252V253H124ZM128 252V253H127ZM155 252V253H154ZM167 252V253H166ZM180 252L181 253H183L184 252V259L182 258L183 256L180 254ZM191 254H190V253ZM198 252V253H197ZM213 252V253H212ZM219 252H220V254L221 255H219ZM244 252V253H243ZM58 253H59V255H58ZM70 253V254H69ZM74 253V254H73ZM89 253H91V254H89ZM93 253V254H92ZM110 253H113L114 255H111L110 257H109V255L108 254ZM116 253V254H115ZM153 253V254H152ZM193 253V254H192ZM216 253V254H215ZM227 253L229 254V255H227ZM65 254H67V255H65ZM68 254L70 255V257L68 256ZM169 254H170V256H169ZM195 254V255H194ZM205 254V260H206V262L207 263H205V260H204V258L202 257L203 255ZM215 254V255H214ZM218 254V255H217ZM231 254V255H230ZM239 254H240V256H239ZM51 255L53 256L52 258H51ZM55 255V256H54ZM62 255H64L63 257H66V259H64V258H62ZM98 255V256H97ZM106 255H108V258H105V257H107ZM159 255V257H157L158 258V262H156L157 260L155 259V257L156 256H158ZM164 255V256H163ZM181 255V256H180ZM186 255V256H185ZM190 255V256H189ZM194 255V256H193ZM219 256V257H221L222 255V259H221V261H219V260H217L216 261V259L218 258L217 256ZM234 257H233V256ZM242 255V256H241ZM50 256V257H49ZM85 256V257H84ZM116 256V257H115ZM148 256V257H147ZM152 256V257H151ZM179 256V257H178ZM188 256V257H187ZM225 256V257H224ZM232 256V257H231ZM260 256V257H259ZM26 258V259H24V258ZM54 257H56V258H54ZM67 257H69L68 259H67ZM136 257V258H135ZM163 258V260H161L162 258ZM202 257V258H201ZM216 257V258H215ZM230 257V258H229ZM11 260H10V259ZM74 258V259H73ZM82 258V259H81ZM85 258H86V260H85ZM109 258H113V259H109ZM118 258V259H117ZM140 258V259H139ZM149 258V259H148ZM175 258H176V260H175ZM187 258V259H186ZM224 258V259H223ZM228 258V259H227ZM233 258V259H232ZM235 258V259H234ZM243 258V259H242ZM245 258V259H244ZM104 259V261L105 262H103L102 260ZM109 259V261H107V260ZM116 259V260H115ZM120 259V260H119ZM139 259V260H138ZM145 259V260H144ZM186 259V260H185ZM204 260V263H203V260ZM208 259H210V260H208ZM226 259V260H225ZM229 259H230V261H232L231 263L229 262V263H225L223 260H225V261H229ZM36 260V262H34ZM53 260V261H52ZM112 260H114V261H112ZM135 260V261H134ZM137 260L138 261H140V262H137ZM142 260H143V262H142ZM179 260V261H178ZM186 261V263H184L185 261ZM196 262H195V261ZM200 260H202V263H200ZM208 260V261H207ZM213 260V261H212ZM245 260H247L246 262H245ZM4 261H2V262H4ZM18 261V262H17ZM38 261V262H37ZM91 261V262H90ZM101 261V262H100ZM126 261V262H125ZM132 261H134V263L132 262ZM147 263H146V262ZM181 261H183V263L181 262ZM199 261V262H198ZM233 261H235V262H233ZM244 261V262H243ZM1 262V261H0ZM53 262V263H52ZM132 262V263H131ZM198 262V263H197ZM1 264H4V263H1ZM211 264H213V263H211Z\"/></svg>",
  "mask_w": 264,
  "mask_h": 264
}]
</instances>
